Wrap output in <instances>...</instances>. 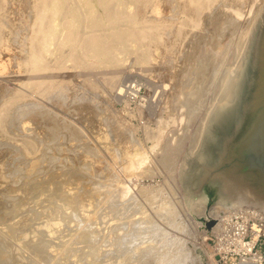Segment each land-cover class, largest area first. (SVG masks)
Returning <instances> with one entry per match:
<instances>
[{
	"label": "bare ground",
	"instance_id": "obj_1",
	"mask_svg": "<svg viewBox=\"0 0 264 264\" xmlns=\"http://www.w3.org/2000/svg\"><path fill=\"white\" fill-rule=\"evenodd\" d=\"M149 0H0V223L3 224V231H4V235L1 234L0 235V264H10L13 263L11 258V252L10 251V246H8V242L11 243L12 240L11 238L14 237L16 235V237L18 238L17 234H19V232H22V227L24 228V223L28 220L25 221L24 217H21L20 219L14 220L16 217L18 218L20 214L23 213V211L21 210L22 207H25L24 204L31 198L33 201L35 202L37 205V207H39L40 209H46L47 211H45L46 213V218L47 219H42L40 216L37 215V218H33V220L38 219L39 217L43 220V222L45 221L44 224V230L46 231L45 235L48 236V238L50 237L48 235L47 232H51L53 233V225L56 221V218L54 215H56V213L53 215L52 210L55 209L54 208V203L53 201H57L60 200L63 202V205L67 206L70 205L71 203H80V202H85L86 200L93 199L94 201L96 200H100L102 199L103 201V195L102 193L106 190H108V188H110L112 186L109 185L110 187H106L105 184H107V182H102L99 180H95V178H93V182H91V178L90 180H87V183L89 181V183H85V181H81L82 184V188L80 189H76V193H72L73 196H70L68 194H63L61 192V189H65V187L61 188L62 186H66L68 185L66 183V185H59L58 182L60 181H56L58 180L56 178V176L60 175L61 177V181L62 179V174L64 173H59L56 175L57 171H54V169L59 170L60 168H62L64 166V168L66 167L65 165L68 164L67 166H70L71 163V158L72 161H76L75 163H73V166L75 167L74 169V177L76 175V169L79 171L80 170H85L87 168V166L85 165V161L84 159L82 160L81 158H83L80 154H82V150L84 152V148L86 146V144L83 142V145L85 144V146L81 145L84 147H82L81 152L79 153V150H76L77 148H79L78 146H75L76 144L78 145L79 143H77V139L78 138H83L80 137L81 136V132L79 130H77L78 132H80L79 137L77 136V134L74 132H72L74 135H70L69 131L67 129H69V127L66 128V126L62 127L60 125H62L63 123H61V120L59 121L61 124L58 126L57 122L56 125L54 124L52 119H57V115L56 117L51 116V111H50V107H52V105H54L55 103L59 104V105H64V94H62V89H57L58 87L56 85V83L60 82H65V78L69 79L70 77H77L80 76V71L77 69H81L84 68V66H91L92 67H102L101 69L103 70L105 67H117L123 62L125 61L124 59V55L127 53V55H129L128 52L130 51H134L133 53L136 54V62L140 63V64H144L148 63L151 59V55L148 54L145 49H141L140 45V41H142L143 39H146L147 37H149V42L151 44L152 41H150V36L153 37V35L155 36V34H159L160 31H158L157 29H161V27L163 26V30L164 29V25L165 23L163 21H166L167 18L170 17V15H168L170 13V11L168 12V16L169 17H165L167 15H164V18H166L165 20L161 19L162 17L160 16L162 13L161 11H159V7L155 8L158 5H162L163 7H161L162 9H166V7H169L170 5L175 6L174 11H178V13H183L186 15L187 21H182L180 24L178 25L175 20L173 19V17L171 20H173V22L170 23H174L176 24L173 25V29L174 26L175 28L177 27V30H175V36L177 39L180 38V34L182 33V31L184 30L185 25L188 26L187 27V32H185L184 34V38L186 39L187 37H190V41L187 43L189 44V47L191 48V50L193 51V53L196 52V50H198L197 48H202V50L208 51L209 54H204V57H202L203 59L200 61H197V65H196V61L194 60L193 62H195V66L192 67V70L194 68H196V70H194L192 72V84L190 83L189 86H187L186 84H182V82L178 76V73H175V70L173 71H165L167 68L166 67H162L158 69L162 74H168L167 76H169V78L172 80L171 82L168 83H161V79L159 82L160 85L158 84V86L160 87V90H158V94L159 96H167L166 95V91L171 90L170 91V96L171 93L175 91V89L180 88V91L178 90V93L181 95V97L179 98V109L182 106H186L185 110L186 112H183L184 115L187 117L189 115V112H195L193 110V108L195 106H201L204 103V101H206L205 97H206V93H208V91L210 92V96L208 94V97L210 98L208 101V106L207 108L205 107L206 111H204L202 118L205 119L206 114H208L210 112V110L212 109V107L215 105L214 110L211 112V115L213 114V117L218 116L217 114H219L221 117V122L224 118H226V116H238L237 117V121L235 122V125L237 126V129L235 130L234 133L232 134H228L227 136L225 135V137L223 138L218 151H217V155L219 156L220 153L223 151V149L227 146V144L230 142V140L234 137V135L237 133V131L239 130L241 124H242V120H243V115H244V110H245V105H246V101H247V96H248V91H249V86H250V81H251V76H252V71H253V66H254V60H255V55H256V50H257V45H258V39H259V34H260V29H261V24H262V18H263V13H264V0L260 1V4L258 5H254L255 3H259L255 2V0H150V2H148ZM257 1V0H256ZM255 2V3H254ZM147 3H151L150 5L147 6ZM251 4V5H249ZM124 5H144V7H146L150 12V7L151 5H156L153 9L154 14L159 17L161 19V22L158 21L159 18L155 17L154 19H152L153 15H151L150 13V23L146 25V23L144 24V26L137 28L136 25V15H138L139 13H135V17H134V11L131 8H125L124 10H121V6ZM115 6V7H114ZM150 6V7H149ZM152 6V7H153ZM171 6V7H173ZM123 7V8H124ZM144 7H142L144 9ZM136 8V7H135ZM141 8V9H142ZM159 8V9H158ZM138 9V8H137ZM135 9V10H137ZM140 9V7H139ZM146 9V10H147ZM152 9V11H153ZM161 9V10H162ZM173 9V8H172ZM170 9V10H172ZM144 11V10H142ZM163 11V10H162ZM168 11V10H167ZM166 11V12H167ZM145 12V11H144ZM143 12V18L142 16L139 18L140 20L146 21V15ZM161 13V14H160ZM172 13V12H171ZM177 13V12H176ZM142 14V13H141ZM164 14V13H163ZM162 14V15H163ZM174 14V13H172ZM149 17V16H148ZM170 17V18H171ZM169 18V19H170ZM185 18V19H186ZM138 19V20H139ZM152 19V20H151ZM157 20V21H156ZM163 20V21H162ZM178 20V18L176 19ZM152 21V23H151ZM156 21V22H154ZM170 21V20H169ZM166 22L167 25H169L170 23ZM179 21V20H178ZM160 22V23H159ZM187 22V23H186ZM179 23V22H178ZM164 24V25H162ZM165 25V27L167 26ZM171 25V24H170ZM106 28H103V27ZM172 26V25H171ZM171 28V27H170ZM170 28L168 29V31L170 30ZM107 30L106 32H100L101 30ZM167 29V28H166ZM171 28V32H169V36L173 30ZM157 30V33H155L154 31ZM174 31V30H173ZM155 33V34H154ZM164 33L163 32H160ZM166 33V32H165ZM163 34L168 36L167 34ZM168 33V32H167ZM183 34V33H182ZM162 35V37H164ZM168 36V37H169ZM174 36V35H173ZM158 36H155V38H157ZM168 37L167 40H168ZM155 38H152V40H154V43L156 44L157 41L155 40ZM171 38H175V37H171ZM158 39V38H157ZM161 39V37H160ZM188 39V38H187ZM186 39V40H187ZM163 41V39H161ZM182 40V39H181ZM139 41V42H138ZM172 41V40H171ZM178 41V40H177ZM176 41V42H177ZM148 42V41H147ZM147 42H143V43H147ZM164 42V41H163ZM162 42V43H163ZM167 42V41H166ZM187 42V41H184ZM182 42V43H184ZM153 43V45H154ZM160 43V42H159ZM172 43V42H171ZM142 44V43H141ZM149 44V43H147ZM161 44V43H160ZM175 44V42H174ZM178 44V43H177ZM176 44V45H177ZM158 45V43H157ZM171 45V44H170ZM175 45V46H176ZM181 45V44H179ZM184 45V44H183ZM148 46V45H147ZM146 46V47H147ZM151 46V45H149ZM169 46V44H168ZM131 47V48H130ZM153 46H151L152 48ZM166 47H167V43H166ZM173 47V46H172ZM186 47V46H185ZM145 48V46H144ZM154 48V47H153ZM159 48V45L158 47ZM162 48V47H160ZM159 48V49H160ZM170 48V46H169ZM168 48V49H169ZM180 48V47H178ZM172 49V48H171ZM170 49V51H171ZM184 49V48H183ZM182 49V50H183ZM162 50V49H161ZM174 50V49H173ZM201 50V51H202ZM150 51V50H149ZM153 51V49H152ZM163 51V50H162ZM178 51V50H177ZM176 51V52H177ZM186 51V50H185ZM204 51V52H205ZM212 51L214 53H216L215 55H217L218 53L223 57H220L218 59H216L217 61L220 59L219 62H215L212 57V55H210V52L212 53ZM160 52V51H159ZM151 53V51H150ZM173 53V52H172ZM201 53V52H200ZM154 54V53H152ZM160 54V53H159ZM161 54H165L166 53H161ZM170 54V53H169ZM179 54V53H178ZM182 54V53H181ZM189 54V53H188ZM192 54V52H191ZM196 54V53H195ZM134 55V54H133ZM173 55V54H172ZM186 55V54H185ZM194 55V54H193ZM132 56V55H131ZM159 57H161L160 55H158ZM163 56V55H162ZM163 56V58H164ZM179 56V55H178ZM196 56V55H195ZM158 57V58H159ZM171 57V56H170ZM181 56H179L180 58ZM188 57V56H187ZM192 57V55H191ZM201 57V56H200ZM156 58V57H155ZM162 58V59H163ZM166 58V57H165ZM164 58V59H165ZM167 58L168 55H167ZM177 58L178 60H181ZM184 58V57H183ZM217 58V57H216ZM134 59V57H133ZM161 59V58H160ZM160 59H157L160 61ZM170 61L172 62V59L169 58ZM193 59V58H192ZM127 60V59H126ZM68 61H70V65H68ZM134 61V60H131ZM150 61V62H151ZM168 61V59L166 60V62ZM177 61V60H175ZM183 61V59H182ZM190 61V60H189ZM214 61V62H213ZM134 61V63H136ZM150 62L148 63L150 66ZM165 60L164 62L162 61L163 64H167ZM169 65H173L174 63H171ZM187 61H185V65ZM191 62V61H190ZM130 63V61H129ZM158 63V62H157ZM161 63V61H160ZM161 63V64H162ZM178 63V62H176ZM175 63V64H176ZM181 63V61L179 62ZM189 63V62H188ZM133 64V63H132ZM152 64V63H151ZM154 64V62H153ZM152 64V65H153ZM162 64V65H163ZM182 64V63H181ZM191 64V63H190ZM216 64V65H215ZM122 65V64H121ZM156 65V63H155ZM159 65V64H158ZM168 65V66H169ZM179 65V64H178ZM184 65V64H183ZM124 66V65H123ZM71 68L70 70H68L67 68ZM142 67V66H141ZM145 66H143L144 68ZM154 67V66H152ZM152 67L150 66V69H152ZM156 67V70H157ZM179 67V66H178ZM90 68V67H89ZM88 68V69H89ZM90 68V69H91ZM97 68L95 69V79H97V73L99 74V72L101 73V71H97ZM124 68V67H123ZM129 68V67H127ZM171 68V66L169 67V69ZM176 68V67H175ZM174 68V69H175ZM181 68V66H180ZM188 68V67H187ZM186 68V70H187ZM89 69V70H90ZM111 70L113 68H110ZM116 69V68H115ZM121 69V68H119ZM149 69V71H150ZM173 69V66H172ZM86 70V69H85ZM94 70V71H95ZM110 70V71H111ZM118 70V69H117ZM114 70V71H117ZM133 70V69H132ZM148 70V68L146 69V71ZM184 70V68H183ZM182 70V71H183ZM191 68L189 69L190 72ZM191 70V71H192ZM83 71V69L81 70ZM93 71L90 70L89 73ZM93 71V72H94ZM105 71H108L107 69H105ZM122 71V69H121ZM124 71V70H123ZM153 71V70H152ZM155 71V70H154ZM179 71V70H178ZM181 71V72H182ZM69 72V74H68ZM79 72V73H78ZM104 72V71H103ZM103 72L101 74H103ZM120 72V71H118ZM127 72V71H126ZM151 72V71H150ZM157 72V71H156ZM155 72V73H156ZM168 72V73H167ZM180 72V71H179ZM187 72V71H186ZM86 73V72H85ZM106 73V72H105ZM109 73V72H108ZM106 73V76L107 74ZM115 73V72H114ZM145 73V72H144ZM158 73V72H157ZM183 73V72H182ZM84 74V73H83ZM82 74V75H83ZM94 74V73H93ZM101 74H99V76L101 77L100 80L105 77V75H103V77L101 76ZM146 74V73H145ZM154 74V72H153ZM92 75L91 73L89 74V76ZM119 74H115L113 75V78H115V80L119 79L120 77L118 76ZM121 75H123L121 73ZM120 75V76H121ZM159 75V74H158ZM182 75V74H181ZM191 75V73H190ZM70 76V77H68ZM88 76V73H87ZM86 78L85 81L87 80H91ZM94 76V75H92ZM90 78H93V77ZM109 76V74H108ZM107 76V77H108ZM149 76V75H148ZM151 76V73H150ZM163 76V75H162ZM184 76V75H183ZM125 77V76H124ZM177 77V79H176ZM106 78V77H105ZM102 79V80H105ZM158 78V77H156ZM166 78V77H165ZM175 78V79H174ZM184 78V77H183ZM76 79V78H75ZM79 79V78H78ZM84 79V78H82ZM95 79L93 78L92 80L95 81ZM99 79V78H98ZM111 79V78H110ZM109 79V80H110ZM152 79V78H150ZM164 79V78H163ZM174 79V81H173ZM190 79V76H189ZM81 80V78L79 79ZM91 80V81H92ZM107 80V78H106ZM105 80V81H106ZM108 80V81H109ZM113 80V79H112ZM112 80H110V85L112 86ZM114 80V81H115ZM121 80V79H120ZM148 83H150L151 80H149V78L147 79ZM72 82H74L71 79ZM84 83H88L85 82ZM90 81V82H91ZM97 81V80H96ZM95 81V82H96ZM119 81V80H118ZM167 81V80H166ZM169 81V80H168ZM83 82V80H82ZM95 82H93L95 84ZM104 81H102L101 83H103ZM154 82V80L152 81ZM156 82V80H155ZM164 82V81H163ZM184 82H185V78H184ZM66 83V82H65ZM76 83V82H75ZM78 83L81 82H77ZM108 83V82H106ZM115 83V82H114ZM113 83V84H114ZM118 83V82H117ZM120 83V82H119ZM187 83V82H186ZM68 84V83H66ZM89 84V83H88ZM87 84V85H88ZM104 84V83H103ZM103 84L101 85L99 82L100 87H103ZM108 84V85H109ZM123 84V83H121ZM135 83H133L134 85ZM147 84V83H146ZM188 84V83H187ZM65 85V84H64ZM76 85V84H74ZM73 85V86H74ZM107 85V84H105ZM118 85V84H117ZM124 85V84H123ZM121 85V86H123ZM155 85V83H154ZM59 86V85H58ZM61 86V85H60ZM72 86V85H71ZM93 85H91V88ZM97 86V84H96ZM111 86H105L104 88L106 89L109 88L112 90ZM137 86V85H136ZM152 86V85H150ZM157 86V83H156ZM65 87V86H64ZM70 86H68L69 88ZM76 87V86H75ZM73 87V88H75ZM81 87V86H79ZM78 87V88H79ZM99 87V88H100ZM126 87V86H125ZM128 87L130 88V84L128 85ZM66 88V87H65ZM72 88V89H73ZM89 88V87H87ZM97 87V90L99 89ZM100 88V89H101ZM103 88V89H104ZM116 88V86H115ZM120 88V86H119ZM123 88V87H122ZM128 88V90H129ZM134 88V86H133ZM153 88V87H151ZM64 89V88H63ZM71 89V88H70ZM77 89V88H76ZM80 89V88H79ZM96 89V88H95ZM107 89V94L110 92V90ZM118 89V88H117ZM157 89V88H156ZM209 89V90H208ZM244 89L245 94H244ZM84 90V89H83ZM91 90V89H90ZM95 90V91H97ZM121 91V88L118 89ZM135 90V89H134ZM133 90V92H134ZM151 90V89H150ZM153 90H155L153 88ZM174 90V91H173ZM207 90V91H206ZM64 92L66 90H63ZM69 91V89H68ZM88 91V90H87ZM99 91V90H98ZM102 91V89H101ZM115 91V90H114ZM122 91L125 92V90L122 89ZM77 92V91H76ZM75 92V93H76ZM112 92V91H111ZM119 92V91H118ZM148 92V91H147ZM152 92V91H151ZM176 92V91H175ZM69 92H67V95L70 96L71 99V95L68 94ZM81 93V92H80ZM90 93H94V92H90ZM102 93V92H101ZM114 93V92H113ZM121 92L116 94H119L120 96H122V94H120ZM177 93L178 96H180ZM73 94V93H72ZM87 94V93H86ZM106 94V95H107ZM244 94V95H243ZM85 95V94H84ZM91 95V94H90ZM100 95V93H99ZM115 95V93H114ZM155 95V94H154ZM169 95V94H168ZM176 95V94H175ZM73 96V95H72ZM75 96V95H74ZM93 97V95H91ZM96 96V95H95ZM105 96V95H103ZM111 96V95H109ZM66 97V96H65ZM77 97V96H76ZM83 97V96H82ZM98 96H96L97 98ZM102 97V96H101ZM108 95L106 96L107 99ZM113 97V96H111ZM110 97V98H111ZM118 97V96H117ZM116 97V98H117ZM158 97V95H157ZM207 97V98H208ZM69 98V97H67ZM78 98V97H77ZM100 98V97H99ZM151 98V97H150ZM167 98V97H166ZM75 99V97H74ZM98 99V98H97ZM103 99H105L103 97ZM115 99V97H114ZM118 99V98H117ZM126 99V98H125ZM153 99V97H152ZM155 99H159L155 97ZM154 99V101H155ZM170 99V98H169ZM168 99V100H169ZM181 99V100H180ZM66 100V99H65ZM72 100V99H71ZM93 100V99H92ZM102 100V99H100ZM109 100V98L107 99ZM112 100V98H111ZM110 100V101H111ZM121 100V99H120ZM160 100V99H159ZM164 100V99H163ZM167 100V102H169ZM69 101V100H68ZM74 101V100H73ZM77 101V100H76ZM75 102V101H74ZM85 102V101H84ZM88 102V101H87ZM95 102V101H94ZM101 102V101H100ZM109 101H107L108 103ZM117 102V101H116ZM149 102H151V99L149 100ZM156 102V101H155ZM161 102V101H160ZM164 102V101H163ZM162 102V103H163ZM166 102V101H165ZM73 103V102H72ZM82 103V102H81ZM106 103V104H107ZM125 103V102H124ZM67 104V103H66ZM76 104V103H75ZM91 104V103H90ZM99 104V103H98ZM102 104V103H101ZM104 104V103H103ZM112 104V103H111ZM171 104V103H170ZM68 105V104H67ZM80 105V104H79ZM164 105V104H163ZM172 105V104H171ZM62 106V107H64ZM72 106V105H71ZM86 106V105H85ZM95 106V105H94ZM93 106V107H94ZM99 106V105H98ZM103 106V105H102ZM68 107V106H67ZM78 107V106H77ZM87 107V106H86ZM91 107V105H90ZM105 107V104H104ZM110 107V106H109ZM147 107V106H146ZM163 107V106H161ZM160 107V108H161ZM181 107V108H182ZM66 108V106H65ZM64 108V109H65ZM82 108V107H81ZM80 108V109H81ZM84 108V107H83ZM74 109H75V105H74ZM79 109V108H77ZM89 109V108H88ZM105 109V108H104ZM109 109V108H108ZM204 109V108H203ZM216 109V110H215ZM52 110V109H51ZM55 111V109H53ZM52 110V111H53ZM57 110V108H56ZM61 110V109H60ZM69 110V109H68ZM67 110V112H68ZM86 108H84L83 111H85ZM91 110V109H90ZM165 110V109H164ZM63 111V110H62ZM66 111V110H65ZM64 111V113H66ZM92 111V110H91ZM101 111V110H100ZM106 111H107V106H106ZM105 111V112H106ZM109 111V110H108ZM60 112V111H59ZM78 112V111H77ZM81 112V110H80ZM88 112V111H87ZM93 112V111H92ZM103 112V111H102ZM111 112V111H110ZM162 112V111H161ZM53 113V112H52ZM56 113H58V111H56ZM70 113V112H69ZM79 113V112H78ZM73 113L71 112V115ZM88 115L90 113H85V115ZM95 114V112L93 113V115ZM105 114V113H104ZM196 114V113H195ZM237 114V115H236ZM63 114H61L60 116H62ZM67 115V114H66ZM76 115V114H75ZM84 115V114H81ZM109 115V113H108ZM68 116V115H67ZM91 115H89L90 117ZM183 116V115H182ZM194 116V115H193ZM92 117V116H91ZM96 117V116H95ZM112 117V116H111ZM63 118V117H62ZM73 118V117H72ZM80 118V117H79ZM78 118V119H79ZM88 118V117H87ZM180 118V117H179ZM182 118V117H181ZM199 122V124L202 123V119ZM75 119H77L75 117ZM74 119V120H75ZM78 119L76 121H78ZM118 119V118H117ZM116 118H109V120L107 121L108 125L111 126V129H114V131L116 133L120 132V129H123V126L127 123L123 125L122 124V118L120 120H117ZM63 120H69L64 119ZM72 119H70L71 121ZM81 121L83 119H80ZM87 120V119H86ZM91 120V119H90ZM95 120V119H94ZM107 120V119H106ZM180 120V119H179ZM178 120V121H179ZM240 120V121H239ZM58 121V120H57ZM68 121V122H70ZM85 121V120H84ZM83 121V122H84ZM93 121V120H92ZM177 121V122H178ZM63 122V121H62ZM87 122V121H86ZM180 122V121H179ZM182 122V121H181ZM220 122V125H222ZM71 123V122H70ZM69 123V124H70ZM79 123V121H78ZM94 123V122H93ZM160 123V122H159ZM68 124V123H66ZM85 124V123H83ZM80 124V125H83ZM101 124V123H100ZM78 125V124H77ZM76 125V126H77ZM90 126V124H88ZM130 125V124H129ZM71 126H75V122L74 125L72 124ZM96 126V125H95ZM198 126V125H197ZM201 126L197 127L194 131L195 136H201L199 134H201ZM239 126V128H238ZM87 127V126H86ZM90 127H94V126H90ZM178 127V124H177ZM180 127V126H179ZM178 127V128H179ZM64 128H66L65 130L68 131V137L73 136L72 139H75L76 141L74 142V148L72 141L70 138H67V140H63L61 138L65 137H60L62 135V133H65L63 130ZM83 128H85V126H83ZM100 128V126H99ZM124 127V130L125 131ZM177 128V129H178ZM203 128V127H202ZM73 129V128H72ZM81 129V128H80ZM89 129V128H88ZM95 129V128H93ZM102 129V128H101ZM100 129V130H101ZM104 129V128H103ZM127 131L129 132L131 130L126 128ZM162 129V128H161ZM182 129V128H181ZM199 129V130H198ZM220 129V128H219ZM106 130V129H105ZM172 129L171 131L176 134L175 130ZM218 130V129H217ZM71 131V130H70ZM87 131V130H86ZM90 131V130H89ZM96 130H94L95 132ZM133 131V130H131ZM177 131V130H176ZM101 132V131H100ZM113 132V130H112ZM114 132V133H115ZM128 132L125 133V135H128ZM158 132V131H157ZM71 133V134H72ZM84 133V134H83ZM86 132H82L83 135H85ZM98 133V132H97ZM103 133V132H102ZM124 133V132H122ZM161 130L159 131L158 135H154V140L152 142V146L150 147V150H153L159 142V139L162 137H160ZM193 133V135H194ZM219 133V132H218ZM67 134V132H66ZM66 134L64 136H66ZM105 134V133H104ZM110 134V133H108ZM113 134V133H112ZM111 134V135H112ZM169 134V132H168ZM167 134V136H169ZM174 134L172 135V139L174 138L173 136H175ZM98 135V134H95ZM120 135V134H119ZM130 135V132H129ZM128 135V136H129ZM171 135L170 138H167L164 142H162L161 148L160 150L163 151V156H160L159 158H165L167 157L166 155H170L169 157L174 159L175 156H177L176 154H178L179 152V147H181V143L183 142V138L182 137H178L175 136V140L173 139V141L171 140ZM87 136V134L85 135ZM91 136V135H90ZM109 136V135H107ZM122 136V135H121ZM131 136V135H130ZM194 136V137H195ZM67 137V136H66ZM89 137V135H88ZM96 137V136H95ZM112 137V136H110ZM109 137V138H110ZM150 137V136H149ZM166 137V136H165ZM229 137V138H227ZM231 137V138H230ZM58 138H60L61 140H63V143H60L58 140ZM93 138V136H92ZM102 138V137H101ZM106 138V137H105ZM117 138V136H116ZM127 138V137H125ZM131 138V137H129ZM127 138V139H129ZM133 138V137H132ZM135 138V137H134ZM199 139V137H197ZM195 137V140L197 139ZM71 142H70V140ZM88 139L87 137H85V140ZM95 139V138H94ZM104 140V138H102ZM114 139V137L112 138ZM123 139V137H122ZM197 139V140H198ZM214 139H218V136H215ZM69 140V144L68 143ZM90 140V137H89ZM93 140V139H92ZM100 140V139H99ZM106 140V139H105ZM119 140V138H118ZM125 140V139H124ZM132 140V139H129ZM164 140V139H163ZM88 141V140H86ZM112 141V140H111ZM123 141V140H122ZM134 141V140H133ZM199 141V140H198ZM56 142V144H55ZM62 142V141H61ZM98 142V141H97ZM109 142V141H108ZM113 142V141H112ZM111 142V143H112ZM124 142V141H123ZM128 142V141H127ZM125 142V144L127 143ZM197 143V141H195ZM76 143V144H75ZM90 147L92 146L90 141L88 142ZM94 143V142H93ZM92 143V144H93ZM96 143V141H95ZM164 143V144H163ZM196 143H195V147H196ZM67 144V145H66ZM100 144H105V143H98ZM107 144V143H106ZM124 144V145H125ZM183 144V143H182ZM70 145V146H69ZM96 145V144H95ZM97 145L96 147H101ZM118 145V144H117ZM123 145V146H124ZM94 146V145H93ZM112 146V145H111ZM121 146V145H120ZM89 146L86 147V149ZM88 149H91V148ZM95 146L93 147L96 148ZM115 147V145H114ZM122 147V146H121ZM92 149V150H93ZM100 148H97V150H99ZM113 149V148H112ZM111 149V150H112ZM116 149V148H115ZM195 149V148H194ZM102 150V149H100ZM108 150V149H107ZM106 150V151H107ZM120 150V149H119ZM155 150V149H154ZM78 151V152H77ZM118 151V150H117ZM134 159H132L128 154H126L123 157H126L123 160H126L127 165H124L125 170H127L129 173L130 171H132L135 168H138V165L144 163L145 158H147V152L145 153L143 151H138L137 148H135L134 150ZM86 152V151H85ZM84 152V153H85ZM94 152V150H93ZM109 152V151H108ZM116 152V150H115ZM119 152V151H118ZM154 152V151H153ZM71 154V158L70 160L67 161L68 157L67 155ZM95 153V152H94ZM93 153V154H94ZM97 153V152H96ZM104 153V152H102ZM152 153V152H151ZM162 153V152H161ZM193 153V152H192ZM191 153V154H192ZM87 154V153H86ZM99 154V153H98ZM101 154V153H100ZM99 154V155H100ZM115 154V153H114ZM122 154V153H120ZM125 154V153H124ZM153 154V153H152ZM212 154V153H211ZM83 155V154H82ZM88 155V154H87ZM117 155V154H116ZM201 155V154H200ZM91 156V155H90ZM93 156V155H92ZM104 156V155H103ZM109 156V155H108ZM115 156V155H113ZM120 156V155H119ZM154 156V155H153ZM210 154L209 152L203 153L201 155V157H199V159L203 160L200 167L198 168L200 170V173L202 174V169H205L206 175L208 174V176L206 177V181L208 182L207 184L210 185L213 180H214V174H211L210 169L211 167L207 166L206 163H209L213 158L210 159ZM118 157V156H116ZM168 157V158H169ZM90 158V157H89ZM98 159L102 158V156L100 155V157L97 156ZM218 158V157H217ZM103 159V158H102ZM110 159H114V158H110ZM148 159V158H147ZM166 159V158H165ZM171 159V160H172ZM87 160V159H86ZM96 160V159H95ZM157 160V159H156ZM71 161V162H72ZM89 161V160H88ZM94 161V160H93ZM121 161V160H119ZM160 161V160H159ZM163 161V160H162ZM96 162V161H95ZM100 162V161H99ZM166 162V161H165ZM172 162V161H171ZM171 162L168 161V163L170 164ZM89 163V162H87ZM124 163V162H123ZM91 164V163H90ZM88 164V166H92ZM93 164V163H92ZM173 164V162H172ZM98 164L93 165L92 167L96 166ZM104 165V164H103ZM123 165V164H122ZM203 165V167H202ZM101 166V165H100ZM107 166V165H106ZM168 166V165H167ZM171 166V165H169ZM86 167V168H85ZM97 167V166H96ZM172 167V166H171ZM170 167V168H171ZM69 167H66V170ZM71 168V167H70ZM98 168V167H97ZM102 168H105L104 166H101L100 170H103ZM122 168V167H121ZM89 170L91 169L90 167L88 168ZM95 169V167L93 168ZM119 169V168H118ZM73 170V169H72ZM105 170V169H104ZM113 170V169H112ZM171 170V169H170ZM68 171V170H67ZM86 171V170H85ZM84 171V172H85ZM107 171V170H106ZM135 171V170H134ZM63 172V171H61ZM70 172V170H69ZM96 172V169H95ZM103 172V171H102ZM101 172V174H102ZM123 172V171H122ZM72 173V171L70 172ZM92 173V172H91ZM109 172H107L108 174ZM126 173V176L128 175ZM199 173V172H198ZM210 173V174H209ZM83 174V172H82ZM80 172V175H82ZM85 174H90L89 172H85ZM94 174V173H93ZM95 174H98L95 173ZM104 174V173H103ZM120 174V173H119ZM125 174V173H124ZM65 175V174H64ZM73 176V174H71ZM70 175V176H71ZM84 175V174H83ZM82 175V176H83ZM113 175V174H112ZM184 175L188 176V172L186 171V173ZM79 176V175H78ZM76 176V178L78 177ZM85 176H89V175H85ZM200 176V175H199ZM202 176V175H201ZM67 177V175H66ZM73 177V178H74ZM100 177V176H98ZM97 177V178H98ZM113 177V176H112ZM59 178V177H58ZM65 178V177H64ZM204 178V177H202ZM201 178V180H203ZM60 179V178H59ZM66 179V178H65ZM88 179V178H87ZM115 180L117 178H114ZM127 179V178H126ZM130 179V178H129ZM75 180V179H74ZM78 180V179H77ZM113 180V179H112ZM76 181V180H75ZM80 181V179H79ZM78 181V182H79ZM118 181V180H117ZM124 181V180H122ZM215 181V180H214ZM63 182H66V180H64ZM62 182V184H63ZM111 182V181H110ZM75 183V182H74ZM120 183V182H119ZM118 183V184H119ZM122 183V182H121ZM61 184V183H60ZM65 184V183H64ZM85 184L87 186H85ZM115 185V181L113 183ZM117 184V185H118ZM126 183H122L120 187V190L118 191L117 189H114L115 191L117 190L119 192V195L115 194V198L121 197V199L125 198L127 195L131 196V200H135L133 197V195L130 194V187L125 185ZM74 185H72L71 188H73ZM77 186V185H76ZM75 186V187H76ZM68 188V187H67ZM113 188V187H111ZM117 188V187H116ZM143 187H141V190ZM145 188V187H144ZM162 188V187H161ZM168 188V187H167ZM174 188V187H173ZM138 189V188H137ZM70 190V189H68ZM75 190V189H74ZM149 190V189H148ZM161 190V189H160ZM63 191V190H62ZM72 191V190H71ZM110 192V189L108 190ZM114 191V192H115ZM116 191V192H117ZM176 191V190H175ZM107 192V191H106ZM112 192V191H111ZM147 192V191H146ZM153 192V191H152ZM155 192V191H154ZM164 193V192H163ZM203 192L201 191H197V194H202ZM71 194V195H72ZM113 194L114 193H110V197L111 199H113ZM140 194V193H139ZM148 194V193H147ZM154 193L152 194H148V195H152L153 196ZM157 194V193H155ZM154 194V195H155ZM216 194V193H215ZM109 195V194H108ZM136 195V194H135ZM166 195L169 196V194L167 193ZM178 195V194H177ZM129 196V197H130ZM109 197V196H107ZM105 197V198H107ZM167 197V196H166ZM30 199V200H31ZM110 198L108 200H111ZM120 199V200H121ZM138 199V198H137ZM105 200V199H104ZM130 200V199H128ZM127 200V201H128ZM107 201V200H106ZM199 202H201V200H198ZM31 202V203H32ZM71 202V203H70ZM97 202V201H96ZM99 202V201H98ZM97 202V203H98ZM105 202V201H104ZM113 202V201H112ZM111 202V203H112ZM120 202V201H119ZM118 202V204H119ZM122 202V200H121ZM120 202V203H121ZM129 203L131 201H128ZM81 203V204H82ZM107 203V202H105ZM123 203V202H122ZM125 203V202H124ZM135 203V202H134ZM168 203V202H167ZM61 203L58 204V206ZM86 204H90L89 202H87ZM96 204V203H95ZM94 204V205H95ZM104 204V203H103ZM115 204V203H113ZM117 204V205H118ZM133 204V202H132ZM136 204V203H135ZM134 204V205H135ZM177 204V202H176ZM27 205V204H26ZM72 205V204H71ZM70 205V206H71ZM76 205V204H75ZM74 205V206H75ZM80 205V204H79ZM102 205V204H101ZM115 204V206H117ZM153 205V204H152ZM164 204H162L163 206ZM30 206V203L29 205ZM26 206V207H27ZM73 206V205H72ZM72 207V209L75 210L74 213H76L75 215L77 216L76 212L77 208ZM88 206V205H87ZM86 206V207H87ZM100 206V205H99ZM112 206V205H111ZM110 206V207H111ZM121 206V205H120ZM123 206V205H122ZM121 206V207H122ZM128 206V205H127ZM138 206V205H135ZM199 206V205H198ZM216 206V205H215ZM25 207V209H27ZM63 207V206H61ZM82 207V206H81ZM89 207V206H88ZM106 207H108L106 205ZM113 207V206H112ZM120 207V209H121ZM133 207V206H132ZM176 207V206H175ZM202 205H200V210H202ZM36 208V207H35ZM34 208V209H35ZM39 208L37 209L38 212L40 211L42 213V210H39ZM57 208V207H56ZM64 208V207H63ZM69 208V207H68ZM76 208V209H75ZM80 208V207H79ZM85 207H82L81 209L84 210ZM95 208V207H94ZM102 207L98 208L99 210ZM118 208V206L116 207ZM124 208V206H123ZM129 208V207H128ZM165 208V207H164ZM196 208V207H195ZM33 209V210H34ZM60 209V208H59ZM87 209V208H85ZM113 209V208H111ZM215 209V208H214ZM217 209V208H216ZM223 209V208H222ZM234 209V208H233ZM21 210V211H20ZM32 210V206H30L27 209V212ZM35 209V212L37 211ZM63 209H61L62 211ZM80 210V209H79ZM82 210V211H83ZM97 210V209H96ZM95 212H99L96 211ZM126 210V209H124ZM124 210H120V211H124ZM130 210V208H129ZM211 211H216L213 210V208L210 209ZM60 211V212H61ZM64 211L66 212V208L64 209ZM63 211V213H64ZM71 211V210H70ZM69 211V213H70ZM85 211V210H84ZM83 211V212H84ZM105 211V210H104ZM119 211V212H120ZM169 209H164L162 212L164 213V217L168 216ZM21 212V213H19ZM26 212V213H27ZM33 212V211H32ZM38 212H36V214H39ZM59 212V211H58ZM57 212V213H58ZM68 212V210H67ZM73 212V210H72ZM93 212V211H92ZM118 212V213H119ZM202 212V211H201ZM217 212V211H216ZM25 213V211H24ZM34 213V212H33ZM81 213V210L80 212ZM90 213V212H89ZM94 213V212H93ZM93 213L91 215H93ZM115 213V212H114ZM121 213V212H120ZM213 213V212H212ZM61 218L62 213H58ZM65 214V213H64ZM63 214V215H64ZM68 214V213H67ZM65 214L64 216L66 217ZM83 214V213H81ZM80 214V215H81ZM86 214L87 211H86ZM85 214V215H86ZM98 214V213H97ZM111 214V211H110ZM124 214V213H123ZM137 214V213H135ZM217 214V213H216ZM227 214V213H226ZM30 215L31 212H30ZM35 215V213H34ZM33 215V216H34ZM74 215V216H75ZM79 215V214H78ZM79 215V216H80ZM90 215V214H89ZM107 215V214H106ZM22 216V215H21ZM29 217V214L27 215ZM84 216V215H83ZM82 216V217H83ZM87 216V215H86ZM94 216H96L94 214ZM102 216V214H101ZM109 216V215H107ZM115 216V215H114ZM113 216V217H114ZM139 216V215H138ZM35 217V216H34ZM44 217V218H45ZM57 217V216H56ZM70 220L69 221H73L72 220V215H68L67 216ZM85 217V216H84ZM93 217V216H92ZM111 217V216H110ZM136 217V216H135ZM32 217H30L31 219ZM39 218V219H40ZM86 218V217H85ZM90 218V216H89ZM105 218V217H104ZM109 218V217H108ZM129 218V217H128ZM170 218V217H169ZM29 219V221H31ZM58 219V218H57ZM63 219V218H62ZM65 219V218H64ZM67 219V218H66ZM93 219H95V217H93ZM91 218V220H93ZM141 219V218H140ZM61 222V219H58ZM68 220V219H67ZM76 220V218H75ZM74 220V222H76ZM89 219H87L88 221ZM115 220V219H114ZM124 220V219H123ZM132 220V219H131ZM167 220V219H166ZM37 221V220H36ZM35 221V222H36ZM41 221V220H40ZM82 221V220H81ZM80 221V222H81ZM85 221V220H83ZM128 221V220H127ZM169 221V219L167 220ZM42 221L40 222L41 224L43 223ZM57 222V221H56ZM58 222V223H60ZM74 222H72L74 224ZM107 222V221H106ZM139 222V221H136ZM149 222V221H148ZM27 223V222H26ZM29 223V222H28ZM67 223H69L67 221ZM71 223V222H70ZM69 223V224H70ZM71 223V224H72ZM77 223V222H76ZM89 223V222H88ZM124 223V222H123ZM146 223V222H144ZM170 223V222H169ZM38 224V222H37ZM57 224V223H56ZM63 225V223H61ZM60 224V225H61ZM69 224H65L68 225ZM70 224V226H71ZM80 224V223H79ZM78 224V225H79ZM86 224V222H85ZM84 224V225H85ZM131 224V223H130ZM133 224V223H132ZM34 225V224H33ZM43 225V224H42ZM76 225V224H75ZM83 225V224H82ZM90 225V223H89ZM95 225V224H94ZM93 225V226H94ZM143 225V224H142ZM152 225V224H151ZM165 225V224H164ZM56 226V225H55ZM64 226V225H63ZM77 226V225H76ZM80 226V225H79ZM87 225H85L86 227ZM92 226V225H91ZM100 226V225H99ZM109 226V225H108ZM113 226V225H112ZM111 226V227H112ZM122 226V225H121ZM128 226V225H127ZM131 226V225H130ZM134 226V224H133ZM168 226V225H167ZM30 227L31 224H30ZM29 227V228H30ZM75 226H73L74 228ZM82 227V226H81ZM84 227V226H83ZM90 227V226H88ZM97 227V226H96ZM147 228V226H145ZM144 227V228H145ZM152 227V226H151ZM26 228V226H25ZM27 227V229H29ZM37 228H41V227H37ZM43 228V227H42ZM55 228V227H54ZM59 228V227H58ZM62 228V227H61ZM71 228V227H70ZM69 228V229H70ZM93 228V227H92ZM105 227H102L101 230H103ZM113 228V227H112ZM112 228L110 229L112 231ZM118 229L121 227H117ZM134 228V227H133ZM139 228V227H138ZM143 228V229H144ZM31 229V228H30ZM29 229V231H30ZM63 229V228H62ZM72 229V228H71ZM70 229V230H71ZM78 229V228H77ZM76 229V230H77ZM127 229V228H125ZM124 229V231H125ZM156 229V227H155ZM160 229V228H158ZM32 230H37V229H33ZM43 232L42 234H44V230L41 229ZM57 230V229H56ZM61 230V229H59ZM67 229H65L66 231ZM70 230L68 231L70 233ZM109 230V232H111ZM120 230V229H119ZM117 230V231H119ZM146 230V229H145ZM28 231V232H29ZM58 231V230H57ZM64 231V232H65ZM75 231V230H74ZM73 231V232H74ZM87 231V229H86ZM122 231V228H121ZM132 231V230H131ZM149 231V230H148ZM154 231V230H153ZM20 232V233H21ZM36 232V231H35ZM37 232H41L40 230H38ZM36 232V236L37 238H39V236H37ZM62 231V233L64 236L65 235ZM67 232V231H66ZM103 233H105V230L101 231ZM108 232V231H106ZM108 232V233H109ZM115 232V231H113ZM111 232V233H113ZM120 232V231H119ZM128 232V231H125ZM160 232V231H159ZM1 233V232H0ZM25 233V232H22ZM27 233V232H26ZM30 233V232H29ZM61 233V232H59ZM68 233V234H69ZM81 233V232H80ZM84 233V232H83ZM86 233V232H85ZM89 233V231H88ZM100 233V232H97ZM102 233V234H103ZM123 233V232H122ZM162 232H160L161 234ZM41 233H39L40 235ZM72 234V233H71ZM101 234V235H102ZM125 234V233H124ZM124 234H122V236H124ZM128 234V233H127ZM153 234V233H152ZM159 234V235H160ZM27 236L26 234H23L22 236L25 237ZM60 235V234H59ZM88 235V234H87ZM97 236V234H94ZM99 235V234H98ZM100 235V236H101ZM118 236L121 235L117 234ZM131 235V234H130ZM129 235V237H130ZM44 235H42L43 237ZM47 236H44L45 239ZM53 236V234H52ZM58 236V235H56ZM61 236V235H60ZM73 236H77V235H73ZM84 236V235H82ZM90 236V235H89ZM88 236V237H89ZM104 236V235H103ZM113 236V235H112ZM132 236V235H131ZM134 236V235H133ZM142 235H140L141 237ZM28 237V236H27ZM41 237V239L39 238V242L36 240V243H30L31 245H28L31 248V251L33 250L35 253L37 254H48V252L46 253L45 248L47 249V246L50 245L51 246V242L48 243L45 241V239H43ZM68 237V236H67ZM78 239L80 238V236H77ZM77 237H75V240L77 241ZM99 237V236H98ZM117 236H113V239L116 238ZM121 237V236H120ZM136 237V236H135ZM134 237V238H135ZM138 237V236H137ZM152 237V236H151ZM30 238V236H29ZM47 238V239H48ZM51 238V237H50ZM61 238V237H60ZM57 238V239H60ZM69 238V237H68ZM104 238H106V236H104ZM111 240L110 242H112V237L110 236ZM109 238V239H110ZM124 238V237H121ZM127 238V237H126ZM131 238V239H134ZM25 239V238H24ZM52 239L55 241V239L52 237ZM66 239V238H64ZM117 239V238H116ZM145 239L148 238L145 237ZM164 239V238H163ZM11 242H10V241ZM61 240V239H60ZM59 240V241H60ZM67 240V239H66ZM74 240V239H73ZM88 240V239H87ZM96 240V239H94ZM137 240V239H136ZM135 240V241H136ZM142 240V239H141ZM144 240V239H143ZM157 240V239H156ZM31 241V240H27ZM53 241V245H55L56 242H58V244H63V242H65V240L62 242V240L59 241H55L54 243ZM68 241V240H67ZM84 241V240H83ZM103 241V240H102ZM101 241V242H102ZM115 241V239H114ZM146 241V242H147ZM35 242V240H34ZM80 242V241H79ZM89 242V241H88ZM105 242V240H104ZM110 242L108 241V244H110ZM118 242H121L118 240ZM124 242V241H123ZM132 242V241H131ZM134 242V241H133ZM138 244L136 242H134V244L132 243V246L140 245L141 242L137 241ZM143 242V241H142ZM69 243V242H68ZM82 243V242H81ZM80 243V244H81ZM86 243V242H85ZM93 243V242H92ZM114 243V242H113ZM136 243V244H135ZM12 244V243H11ZM10 244V245H11ZM29 244L26 243L25 241V245ZM67 244V243H65ZM64 244V245H65ZM71 244V243H69ZM73 244V241H72ZM77 244V243H76ZM75 244V246H76ZM96 244V243H95ZM94 244V245H95ZM105 244V243H103ZM118 244L117 242L114 244L116 245ZM128 244V243H127ZM145 244V243H143ZM17 245V244H16ZM47 245V246H46ZM57 245V244H56ZM68 245V244H67ZM74 245V244H73ZM88 245V244H86ZM97 245V244H96ZM120 247V251L121 250H125L126 251H122V252H127L128 249L127 247L130 245H121L120 243L118 244ZM152 245V244H151ZM164 245V244H163ZM13 246V245H12ZM24 246V245H23ZM26 245V248L28 247ZM46 246V247H45ZM50 246H48L50 248ZM62 246V245H61ZM66 246V245H65ZM65 246H62L61 249ZM70 246V245H69ZM74 246V247H75ZM81 246V245H79ZM102 246V245H101ZM106 246V245H105ZM103 246V248L105 247ZM112 246V244L110 245ZM110 246H106V247H110ZM149 246V245H148ZM9 247V248H8ZM14 247V246H13ZM60 247V246H58ZM67 247V246H66ZM77 247V246H76ZM85 247V246H83ZM93 247V246H92ZM98 247V245H97ZM115 247V246H114ZM131 247V246H129ZM140 247V246H139ZM138 247V248H139ZM153 247V246H152ZM54 248V247H53ZM56 248V246H55ZM69 248V247H68ZM78 248V247H77ZM113 248V247H112ZM117 248V246L115 247V249ZM132 248V247H131ZM18 249V248H17ZM29 249V248H28ZM27 249V250H28ZM60 249V250H61ZM72 249V248H71ZM86 249V248H85ZM97 249V248H96ZM95 249V250H96ZM101 249V248H100ZM147 249V247H146ZM155 249V248H154ZM161 249V248H160ZM9 250V251H8ZM15 250V249H14ZM65 250V249H63ZM80 250V249H79ZM78 250V252H79ZM83 250V248H82ZM91 250V249H89ZM93 250V249H92ZM98 250V249H97ZM96 250V251H97ZM109 250V248L107 249ZM111 252L112 249L110 248ZM138 250V249H137ZM156 250V249H155ZM162 250V249H161ZM23 251V250H22ZM26 251V250H24ZM29 251V250H28ZM27 251V252H28ZM48 251H50L48 249ZM70 251V249H69ZM81 251V250H80ZM88 251V250H87ZM102 251V250H101ZM105 251V250H103ZM117 251V250H116ZM143 251V250H142ZM153 251V250H152ZM58 252V251H57ZM56 252V253H57ZM62 251L59 252V256L61 257ZM72 252V251H71ZM69 252V253H71ZM110 252V251H109ZM118 252V251H117ZM118 252V253H119ZM130 252V250H129ZM128 252V253H129ZM155 252V251H154ZM159 252V251H158ZM157 252V253H158ZM11 253V254H10ZM21 253V252H20ZM25 253V252H24ZM32 253V252H31ZM76 252H74L75 255ZM83 253V252H81ZM86 253V252H85ZM98 253V252H97ZM96 253V254H97ZM107 253V252H106ZM104 253V254H106ZM16 254V253H14ZM23 254V253H22ZM29 254V253H28ZM27 254V255H28ZM36 254V255H37ZM55 254V253H54ZM67 254V253H66ZM79 254V253H78ZM87 254V253H86ZM94 254V253H93ZM101 254V252H100ZM100 254H97L100 256ZM122 253H119V255ZM141 254V252H140ZM26 255V256H27ZM31 255V254H30ZM29 255V256H30ZM33 255V254H32ZM31 255V256H32ZM65 256V254H63ZM114 255V254H113ZM116 255V254H115ZM118 255V256H119ZM134 255V254H133ZM188 255V254H187ZM16 256V255H15ZM22 256V255H21ZM30 256V257H31ZM121 256V255H120ZM143 256V255H142ZM160 256V255H159ZM186 256V255H185ZM184 256V257H185ZM11 257V258H10ZM29 257V258H30ZM34 257V255H33ZM39 257V256H38ZM54 257V255H53ZM57 257V256H56ZM70 257V256H69ZM77 257V256H76ZM85 257V256H84ZM83 257V258H84ZM98 257V258H99ZM104 257V256H103ZM133 257V256H132ZM131 257L132 262H130V264H146L148 261L144 260H140V258L138 257L137 254L134 255L133 259ZM188 257V256H186ZM24 258V256L22 257ZM32 258V257H31ZM36 258V257H35ZM50 258V256L48 257ZM48 258H46L48 260ZM66 258V257H65ZM79 258L78 260L80 261L81 257H77ZM102 258V257H101ZM106 257H104L105 260ZM110 258V257H109ZM114 262V259H109ZM122 258V257H121ZM146 258V257H145ZM27 259V257H26ZM43 259V256H42ZM88 259V258H87ZM90 259V258H89ZM116 259V258H115ZM125 259V258H123ZM29 260V259H28ZM35 260V259H34ZM36 260H39L38 258ZM52 260V258L50 259ZM48 260V261H50ZM54 260V258H53ZM52 260V262H53ZM61 260V259H60ZM60 260L55 259V264L56 261H58L60 264ZM63 260V258H62ZM61 260V261H62ZM68 260V259H67ZM72 260V259H70ZM74 260V259H73ZM72 260V261H73ZM95 260V259H93ZM103 260V259H102ZM118 257L115 260L114 263L112 264H122L125 263L123 262V260H121V262L118 263ZM128 262L129 260L126 259ZM153 259H151L152 261ZM19 261V260H18ZM41 260H39L40 262ZM78 261V262H79ZM100 262V260H98ZM184 261V260H183ZM28 262V261H27ZM42 262V261H41ZM44 262V261H43ZM77 262L74 261L73 263ZM110 262V261H109ZM109 262H106L104 264H109ZM171 262V261H170ZM186 262V261H185ZM191 262V261H190ZM18 263V262H17ZM23 263V262H22ZM66 264H68V262H65ZM72 263V262H71ZM70 263V264H71ZM92 263V262H91ZM97 263V262H96ZM129 263V262H128ZM126 263V264H128ZM163 263V262H162ZM195 263V262H194ZM20 264V263H19ZM46 264V263H45ZM51 264V263H50ZM53 264V263H52ZM101 264V263H99ZM111 264V263H110ZM198 264V263H195Z\"/></svg>",
	"mask_w": 264,
	"mask_h": 264
},
{
	"label": "rangeland",
	"instance_id": "obj_2",
	"mask_svg": "<svg viewBox=\"0 0 264 264\" xmlns=\"http://www.w3.org/2000/svg\"><path fill=\"white\" fill-rule=\"evenodd\" d=\"M260 1L261 0H259V3H255V2H258V0L256 1L255 0V4L254 5H258V4H260ZM148 2H150V0L148 1ZM151 3H147V5H145V6H147V8H148V5H150ZM249 5H251V4H249ZM121 6V5H120ZM153 5H151V7L149 8L150 9V12H148L149 10L146 8V7H144V5H125V7H124V5H122L120 8H121V10H124L125 8H131L132 10H133V12L134 11H136V12H134V17H135V13H139L138 15H136V17H135V19H136V27L137 28H140V27H142V26H144V24L146 23V25H147V23L149 24L150 23V18H151V16H150V14L151 15H153L154 14V11L156 10H154L153 8L156 6V5H154L153 7H152ZM171 6H173V5H170L169 7H166V9H162L161 7H163L162 5H158V6H156L155 8H157V7H159L158 9H159V11H161V13L163 14H161L160 16L162 17L161 19H163L164 18V15H167L168 14V12L170 11V13L168 14V15H170V17L171 16H173V17H169L168 15L167 16H165L166 18L167 17H169V18H164L163 20H165L166 19V21H163L164 23H165V25H167L168 24V22L167 21H169V23L170 22H173V20H171L172 18L175 20V22L179 25L180 24V22H181V19H182V21L184 20V21H187V18H186V15L185 14H183V13H178V11H174V10H176L175 9V6H173V7H171ZM115 7V6H114ZM124 7V8H123ZM136 7V8H135ZM139 7H140V9H139ZM142 7H144V9L142 8ZM138 8V9H137ZM142 8V9H141ZM173 8V9H172ZM135 9H137V10H135ZM147 9V10H146ZM152 9H153V11H152ZM163 11H162V10ZM170 9H172V10H170ZM142 10H144V11H142ZM168 10V11H167ZM167 11V12H166ZM143 12L145 13V15H146V13H147V19H146V21H145V18H144V21L143 20H140L141 18V16H142V18H143ZM174 13V14H172V13ZM177 12V13H176ZM142 13V14H141ZM150 13V14H149ZM149 16V17H148ZM160 16L159 17H157L155 14L152 16L153 18L152 19H154L155 17H157V18H159L158 19V21H160L161 22V19H160ZM145 17V16H144ZM140 18V19H139ZM178 18V20H176ZM186 18V19H185ZM139 19V20H138ZM151 19V20H152ZM157 21V20H156ZM156 21H154V22H156ZM159 22V23H160ZM166 22H167V24H166ZM175 22L172 24V23H170L169 25H167L166 27H165V25L164 24H162V25H164V29L165 30H163L164 31V33L165 34H167L168 36H169V32H171V28L173 29V25H175L176 26V24H175ZM179 22V23H178ZM151 23H152V21H151ZM162 23V22H161ZM187 23V22H186ZM175 26H174V31L172 30V32L173 33H171L170 34V36L168 37V36H166V35H163L164 33H161L160 34V32H163L162 31V29H163V26L161 27V29H157L158 31H160L159 32V34L157 33V30H155L154 32L155 33H157V34H155V36H158L157 38H155V36L153 35V37H151L150 36V41H152L151 42V44H150V42H149V37H147L146 39H143L142 41H140V45L141 46H143L144 44V46H145V48H144V46L143 47H141V49L143 48V49H145V51L148 53V54H150L151 55V59H152V61L150 62V66L152 67V66H154V67H152V69H150V66H149V62L148 63H145V65L144 64H140V63H137L136 62V54L135 53H133L134 51H130V52H128L129 53V55H127V53L124 55V59H125V61H123L119 66H118V68L117 67H105L103 70L101 69L102 67H96L97 68V71H101V73L103 72V74H101L100 72H99V74H101V76L103 77V75H105V77L107 78V80H106V78L105 77H103L102 79H104L105 78V80H100V76H99V74L97 73V79H95L96 77H95V72H96V68L95 67H92L91 68V66H84V68H81V69H77V70H79L80 71V76H77V77H70V76H68V77H70L69 79H66L65 78V82L66 83H68V84H66L65 82H62V83H60V82H58V83H56V85H55V87L57 86L58 88L57 89H62V94H64V93H66V94H64V102H66V103H64L65 104V106H66V108H65V106L62 104V105H59V104H57V103H55L54 105H52V107H50V111H51V116H53L54 114V116L53 117H56V115H57V119H52L53 120V122H54V124L56 125V122H57V125L59 126L61 123H63L62 125H60V126H62V127H64V126H66V125H68V126H66V128L67 127H69V129H67L68 131H69V134L70 135H74L73 133L75 132H78L77 130H79L80 132L82 131V132H86L85 133V135L87 134V136H85V135H83L82 134V132H81V136L80 137H83V138H78L77 139V141L75 140V139H72L73 138V136H70V137H68V131H66L65 129L66 128H64V130H63V128H62V130L65 132V133H62V134H60V135H62V136H60V137H65V139L64 138H61V139H63L64 141L65 140H67V138H70L71 140H73L72 141V143L73 144H71L70 142H71V140H70V142H69V140H68V143L67 144H69L70 143V145H73V148H74V142L76 141L77 143H79L78 145L76 144L75 146H80L79 148H77L76 150H79V153L81 152V148L83 147V146H85V144H86V146H85V150H84V152H83V150H82V154H80L83 158H81L82 160L84 159L85 161H87V162H89V163H87V162H85V165L87 166V168L84 170L85 172H89L90 174H85V172L83 171V170H80L79 169V171L76 169L75 171H76V175H75V177H74V174L75 173H73L74 172V169H75V167L73 166V163H75L76 161H72V158H71V154L70 155H67V157H68V159H67V161L68 160H70V158H71V161H70V163H71V165L70 166H67L68 164H66L65 166L66 167H69V168H67V170H66V167L64 168V166L62 167V168H60L59 170H55L54 169V171H57V173H56V175L57 174H61V173H64V174H62V181H61V177H60V175H58V176H56V178L58 179V180H56V181H60V182H58L59 183V185H66V183L68 184V185H66V186H62V187H60V189L61 188H63V187H65V189L63 188V189H61V192L63 193V194H68V195H70V196H73V194L74 193H76V189H80V188H82V186H81V184H82V180L83 181H85V183H87V180H90V178H91V182H93V178H95V180L97 179V180H99V181H102V182H107V184H105V186L108 188V187H110L109 185H111V183H112V186L111 187H113V188H108V190L110 189V192L108 191V190H106V191H104L103 193H102V195H103V198L105 199H103V201H102V199H100V200H96V201H94L93 199H88V200H86L85 202H78V203H71L73 206L75 205L76 206V212H78L77 213V216L75 215L76 213H74L75 212V210L74 209H72V205L70 206V205H67V206H65V205H63V202L62 201H60V200H57V201H53V203H54V208L55 209H53L52 210V213H53V215L56 213V215H54L55 216V218H56V221H55V223H54V225H53V230H54V232L53 233H51V232H47L48 233V235L51 237H49L48 238V236L47 235H45V233H46V228L44 227V224H45V221L43 222V220L44 219H47L45 216H46V214H48V213H46L45 211H47L46 209H40L39 207H37V205H35L36 203L35 202H32L33 200L31 199H29L25 204H24V206L26 207L27 205H29V203H30V206H32V210H30V211H28L27 212V209L30 207V206H27L26 208L27 209H25V207H22V211H23V213L22 214H20L19 215V217L17 218H15L14 220H17V219H20L21 217H24L25 218V221L26 220H28V221H26L24 224V228L22 227V232H25V233H22L21 231V233L19 232V234H17V236H18V238L16 237V235L14 236V237H12L11 238V240H12V244L11 243H7L8 244V246H10V251L9 252H11L10 254H11V256H12V258H11V260H12V262L13 263H10V264H55V259L57 260V258H58V260H62V258H63V260L61 261L60 260V264H66L65 262H68V264H70L71 262V264H99V263H101V264H104L105 263V260H106V262H109V264L111 263H114L115 262V260L117 259V257H118V259H119V261H118V263L119 262H121V260H123V262H125V263H122V264H126V263H128V264H130V262H132V260H131V257L133 256L134 257V255L135 254H137L138 255V257L140 258V260H144L145 259V261H148L146 264H195V263H198V264H201V263H204L205 261H208V259L210 260V255H211V240L213 239V236H214V234L216 233V231H217V229H218V227H219V221H220V218L223 216V215H225L226 213H229V212H231V211H233V210H237V209H245V208H251V207H246V206H241V205H236V204H231V203H225V202H220V201H217V197L212 193V195H208L207 193H206V188H207V181H206V177L208 176V174L206 175V177H205V174H206V171H205V169H202V174L200 173V170L198 169L199 167H200V165H201V163H202V159L200 160L199 159V157H201V155L203 154V153H205V155H206V153L207 152H209V154H210V159L211 158H213L209 163H206V165L207 166H209V167H211V169H210V172H211V174H214V172H213V165H214V163H215V161L217 160V157H218V155L216 154L217 153V151H218V148H216V149H213V151H210V145H212L213 143H214V137L215 136H217V134H220V132H219V128H220V122H221V117H219L220 115L219 114H217L218 116H216V117H213V114L211 115V112L214 110V107H215V105L212 107V109L210 110V112L208 113V114H206V116H205V119H203L202 118V115H203V113H204V111H206V109H205V107L207 108V106H208V100L210 99L209 97H208V94H209V96L211 95L210 94V92L208 91V93H206V101H204V103L202 104V107L201 106H195L194 108H193V110L195 111V112H189V115L186 117L185 115H184V113L183 112H186V110H185V107L186 106H181L180 107V109H179V98L181 97V95L178 93V90L180 91V88H177V89H175V91L174 92H172L171 93V96H170V91L171 90H168V91H166V95L167 96H159V94H158V90H160V87L158 86V84L160 85V83L159 82H161V83H168V82H171L172 80L169 78V76H167L166 74H162L160 71H159V69L160 68H162L163 66L164 67H166L167 69L165 70V71H173V70H175V73H180V74H178L179 76V78L180 79H182V80H180L181 82H182V84H186L187 86H189L190 85V83L192 84V82H190V81H192V72L194 71V70H196V68H194L193 70H192V67H194L195 66V62H193L194 60L196 61V65L198 64L197 63V61H201L203 58L202 57H204V54H209L208 53V51H205V50H202V46L200 47V48H197L198 50H196V54L195 53H193V49L191 50V48L189 47V44H187L189 41H190V37H187L186 39H183L184 38V34H185V32H187V27L188 26H186L185 25V27H184V30L182 31V33L180 34V38L179 39H177L178 38V36H177V38H176V36H175V30H177V27L175 28ZM171 27V28H170ZM103 28H106L105 26L103 27ZM167 28V29H166ZM170 28V30L168 31V29ZM107 30L105 29V30H101L100 32L102 33V32H106ZM168 32V33H167ZM162 35L164 36V37H162ZM174 35V36H173ZM160 37H161V39H163V41L160 39ZM166 37H168V40H167V38ZM171 37H175V38H171ZM152 38H155V40L157 41V43H158V45H159V48L160 47H162V48H157L158 47V45H157V43L155 44L154 43V40H152ZM182 39V40H181ZM172 40V41H171ZM178 40V41H177ZM147 42V43H149V44H147V43H143V42ZM167 41V42H166ZM177 41V42H176ZM184 41H187V42H184ZM139 42V41H138ZM161 44H160V43ZM163 42V43H162ZM172 42V43H171ZM174 42H175V44H174ZM182 42H184V43H182ZM142 43V44H141ZM153 43H154V45H153ZM166 43H167V47H166ZM178 43V44H177ZM168 44H169V46H170V48H169V46H168ZM171 44V45H170ZM177 44V45H176ZM179 44H181V45H179ZM184 44V45H183ZM148 45V46H147ZM149 45H151V46H153L152 48H151V46H149ZM176 45V46H175ZM147 46V47H146ZM173 46V47H172ZM186 46V47H185ZM178 47H180V48H178ZM131 48V47H130ZM169 48V49H168ZM172 48V49H171ZM184 48V49H183ZM152 49H153V51H152ZM163 51H162V50ZM170 49H171V51H170ZM174 49V50H173ZM183 49V50H182ZM151 51V53H150V51ZM178 50V51H177ZM186 50V51H185ZM202 50V51H201ZM160 51V52H159ZM177 51V52H176ZM205 51V52H204ZM166 53L165 54V56H164V54H161V53ZM173 52V53H172ZM191 52H192V54H191ZM201 52V53H200ZM152 53H154V54H152ZM160 53V54H159ZM170 53V54H169ZM179 53V54H178ZM182 53V54H181ZM189 53V54H188ZM204 53V54H203ZM134 54V55H133ZM173 54V55H172ZM186 54V55H185ZM194 54V55H193ZM216 53H214L213 51H212V53L210 52V55H212V57L214 58L213 60L215 61L216 59H218V58H220V57H222L219 53L217 54V55H215ZM132 55V56H131ZM158 55H160L161 57H159ZM164 56V58H163V56ZM167 55H168V57L169 58H171L172 59V62L170 61V59L169 58H167ZM181 56L180 58H179V56ZM191 55H192V57H191ZM196 55V56H195ZM171 56V57H170ZM188 56V57H187ZM201 56V57H200ZM133 57H134V59H133ZM156 57V58H155ZM159 57V58H158ZM184 57V58H183ZM217 57V58H216ZM161 58V59H160ZM163 58V59H162ZM177 58H179V59H181V60H178ZM193 58V59H192ZM223 58V57H222ZM127 59V60H126ZM157 59H160V61H161V63H162V61L164 62V60H165V62H166V60L168 59V65L170 64V62L171 63H176V62H178V63H174L173 65L171 64V65H167V64H161L160 63V61L159 60H157ZM182 59H183V61H182ZM199 59V60H198ZM131 60H134L136 63H134V61H131ZM175 60H177V61H175ZM191 62H190V61ZM129 61H130V63H129ZM181 61V63H179ZM185 61H187L186 62V64L187 65H185ZM213 61V62H214ZM220 61V59L217 61H215L216 63L217 62H219ZM69 63H68V65H70V61H68ZM153 62H154V64H153ZM158 62V63H157ZM166 62V63H167ZM189 62V63H188ZM133 63V64H132ZM153 65H152V64ZM155 63H156V65H155ZM191 63V64H190ZM159 64V65H158ZM179 64V65H178ZM184 64V65H183ZM124 65V66H123ZM191 65H194V66H191ZM216 65V64H215ZM142 66V67H141ZM143 66H145L144 68H143ZM157 66H159V69H158V67ZM171 66V68L169 69V67ZM172 66H173V69H172ZM179 66V67H178ZM180 66H181V68H180ZM91 69H90V68ZM124 67V68H123ZM127 67H129V68H127ZM156 67H157V70H156ZM176 67V68H175ZM188 67V68H187ZM90 70H95L94 72L93 71H91L90 73L92 74V75H94V76H92V75H90L89 76V69ZM110 68H113L112 70L110 69ZM116 68V69H115ZM119 68H121L122 69V71H121V69H119ZM148 68V70L146 71V69ZM175 68V69H174ZM183 68H184V70H183ZM186 68H187V70H186ZM191 68V70H190V72H189V69ZM68 70H70L71 68H67ZM83 69V71H81ZM86 69V70H85ZM105 69H107L108 71H105ZM118 69V70H117ZM133 69V70H132ZM149 69H150V71H149ZM111 70V71H110ZM114 70H117V71H114ZM124 70V71H123ZM153 70V71H152ZM155 70V71H154ZM180 72H179V71ZM183 70V71H182ZM118 71H120V72H118ZM127 71V72H126ZM158 73H157V72ZM177 71V72H176ZM183 73H182V72ZM187 71V72H186ZM86 72V73H85ZM108 73L109 74V76H108V74H107V76H106V73ZM115 72V73H114ZM146 74H145V73ZM153 72H154V74H153ZM156 72V73H155ZM84 73V74H83ZM87 73H88V76H89V79H95V81H91V80H87V81H85L86 80V78L88 79V76H87ZM94 73V74H93ZM119 74L118 76L120 77L119 79H117V80H115V78H113V75H115V74ZM121 73L123 74V75H121ZM150 73H151V76H150ZM190 73H191V75H190ZM68 74H69V72H68ZM83 74V75H82ZM159 74V75H158ZM182 74V75H181ZM121 75V76H120ZM149 75V76H148ZM163 75V76H162ZM184 75V76H183ZM93 77V78H90V77ZM125 76V77H124ZM189 76H190V79H189ZM156 77H158V78H156ZM166 77V78H165ZM185 78V82H184V78ZM81 78V80H79V79ZM82 78H84V79H82ZM99 78V79H98ZM111 78V79H110ZM149 78V80H151L150 81V83H148V79ZM150 78H152V79H150ZM161 79V81H160V79ZM164 78V79H163ZM71 79L74 81V82H72L71 81ZM112 80L111 82H112V86L110 85L111 83H110V80ZM121 79V80H120ZM175 79V78H174ZM174 79H173V81H174ZM176 79H177V77H176ZM82 80H83V82H82ZM109 80V81H108ZM115 80V81H114ZM119 80V81H118ZM154 80V82H152ZM155 80H156V82H155ZM167 80V81H166ZM169 80V81H168ZM84 81L85 82H88L87 84L86 83H84ZM91 81V82H90ZM102 81H104L103 83H101ZM164 81V82H163ZM190 83H189V82ZM76 82V83H75ZM77 82H81V83H78V85H77ZM93 82H95V84L93 83ZM99 82H100V84L102 85L103 84V87L101 88L100 87V85H99ZM106 82H108V83H106ZM115 82V83H114ZM118 82V83H117ZM120 82V83H119ZM175 82V81H174ZM188 84H187V83ZM110 83V84H109ZM114 83V84H113ZM121 83H123V84H121ZM133 83H135L134 85H133ZM147 83V84H146ZM154 83H155V85H154ZM156 83H157V86H156ZM172 83V82H171ZM65 84V85H64ZM74 84H76V85H74ZM96 84H97V86H96ZM105 84H107V85H105ZM109 84V85H108ZM118 84V85H117ZM130 84V88L128 87V85ZM59 85V86H58ZM61 85V86H60ZM72 85V86H71ZM74 85V86H73ZM91 85H93L92 87H94V88H91L90 86ZM121 85H123V86H121ZM137 85V86H136ZM150 85H152V86H150ZM66 88H65V87ZM68 86H70L69 88H68ZM76 86V87H75ZM79 86H81V87H79ZM105 86H111V88H112V90L111 89H109V88H107L106 87V89L104 88ZM115 86H116V88H115ZM119 86H120V88H121V91L120 90H118V89H120L119 88ZM126 86V87H125ZM133 86H134V88H133ZM191 86V85H190ZM73 87H75V88H73ZM80 89H79V88ZM87 87H89V88H87ZM97 87L99 88H101L102 89V91H101V89L99 88L98 90H97ZM123 87V88H122ZM151 87H153L155 90H153V88H151ZM64 88V89H63ZM71 88V89H70ZM73 88V89H72ZM77 88V89H76ZM96 88V89H95ZM104 88V89H103ZM118 88V89H117ZM128 88H129V90H128ZM157 88V89H156ZM68 89H69V91H68ZM84 89V90H83ZM91 89V90H90ZM107 89H109L110 90V92L107 94ZM122 89L123 90H125V92L124 91H122ZM135 89V90H134ZM151 89V90H150ZM63 90H66L65 92L63 91ZM88 90V91H87ZM95 90H97V91H95ZM115 90V91H114ZM133 90H134V92H133ZM209 90V89H208ZM77 91V92H76ZM112 91V92H111ZM121 92L120 94H122V96H120L119 94H116V92L117 93H119V92ZM148 91V92H147ZM152 91V92H151ZM207 91V90H206ZM245 89H244V94H245ZM67 92H69L68 94H70L71 95V99H70V96L69 95H67ZM76 92V93H75ZM81 92V93H80ZM90 92H94V93H90ZM102 92V93H101ZM115 93V95H114V93ZM73 93V94H72ZM87 93V94H86ZM99 93H100V95H99ZM177 93L180 95V96H178L177 95ZM85 94V95H84ZM93 95V97L91 96V95ZM108 95V97H107V99L109 98V100H107L106 99V96ZM155 94V95H154ZM169 94V95H168ZM176 94V95H175ZM243 94V95H244ZM73 95V96H72ZM75 95V96H74ZM98 96L97 98H96V96ZM103 95H105V96H103ZM109 95H111V96H113V97H111V96H109ZM157 95H158V97H159V99H155V97L156 98H158L157 97ZM66 96V97H65ZM78 98H77V97ZM83 96V97H82ZM102 96V97H101ZM118 96V97H117ZM67 97H69V98H67ZM74 97H75V99H74ZM100 97V98H99ZM103 97L105 98V99H103ZM112 98V100H111V98ZM114 97H115V99H114ZM118 99H117V98ZM151 97V98H150ZM152 97H153V99H152ZM167 97V98H166ZM208 97V98H207ZM126 98V99H125ZM170 98V99H169ZM66 99V100H65ZM93 99V100H92ZM100 99H102V100H100ZM121 99V100H120ZM151 99V102H149V100ZM154 99H155V101H154ZM164 99V100H163ZM169 99V100H168ZM69 100V101H68ZM75 102H74V101ZM77 100V101H76ZM111 100V101H110ZM167 100L169 101V102H167ZM181 100V99H180ZM85 101V102H84ZM88 101V102H87ZM95 101V102H94ZM101 101V102H100ZM107 101H109L108 103H107ZM117 101V102H116ZM161 101V102H160ZM164 101V102H163ZM166 101V102H165ZM73 102V103H72ZM82 102V103H81ZM125 102V103H124ZM163 102V103H162ZM76 103V104H75ZM91 103V104H90ZM99 103V104H98ZM102 103V104H101ZM105 104V107H104V104ZM107 103V104H106ZM112 103V104H111ZM172 105H171V104ZM178 103V104H177ZM80 104V105H79ZM164 104V105H163ZM72 105V106H71ZM74 105H75V109H74ZM87 107H86V106ZM90 105H91V107H90ZM95 105V106H94ZM99 105V106H98ZM103 105V106H102ZM62 106H64V107H62ZM68 106V107H67ZM78 106V107H77ZM94 106V107H93ZM106 106H107V111H106ZM110 106V107H109ZM147 106V107H146ZM161 106H163V107H161ZM82 107V108H81ZM86 108V110L85 111H83L84 110V108ZM161 107V108H160ZM56 108H57V110H56ZM65 108V109H64ZM77 108H79V109H77ZM81 108V109H80ZM89 108V109H88ZM105 108V109H104ZM109 108V109H108ZM204 108V109H203ZM53 109H55V111L52 110ZM61 109V110H60ZM69 109V110H68ZM93 111H91V110ZM165 109V110H164ZM63 110V111H62ZM66 110V111H65ZM67 110H68V112H67ZM80 110H81V112H80ZM101 110V111H100ZM109 110V111H108ZM204 110V111H203ZM216 110V109H215ZM56 111H58V113H56ZM60 111V112H59ZM64 111L66 112V113H64ZM79 113H78V112ZM88 111V112H87ZM103 111V112H102ZM106 111V112H105ZM111 111V112H110ZM162 111V112H161ZM53 112V113H52ZM70 112V113H69ZM71 112L73 113L72 115H71ZM95 112V114L93 115V113ZM80 113L81 114H84V115H81V116H79L80 115ZM85 113H90V114H86L85 115ZM105 113V114H104ZM108 113H109V115H108ZM196 113V114H195ZM61 114H63L62 116H60ZM68 116H67V115ZM76 114V115H75ZM89 115H91L90 117H89ZM183 115V116H182ZM194 115V116H193ZM96 116V117H95ZM112 116V117H111ZM64 119H69V120H63V118ZM73 117V118H72ZM75 117L78 119L79 117V119H78V121H79V123H78V121H76L77 119H75ZM88 117V118H87ZM180 117V118H179ZM182 117V118H181ZM109 118H118L117 120H120L121 118V122H122V124L124 125L125 123H126V121H127V123L123 126V129L121 130L120 129V132H118V133H116L115 131H114V129H111V126L110 125H108V123H107V121L109 120ZM201 118L203 119L202 120V123L201 124H199V122L201 121ZM62 119V120H61ZM70 119H72L71 121H70ZM75 119V120H74ZM80 119H83L82 121L80 120ZM87 119V120H86ZM91 119V120H90ZM95 119V120H94ZM107 119V120H106ZM180 119V120H179ZM58 120V121H57ZM61 120V123L59 122ZM85 120V121H84ZM93 120V121H92ZM180 122H179V121ZM63 121V122H62ZM68 121H70V122H68ZM84 121V122H83ZM87 121V122H86ZM178 121V122H177ZM182 121V122H181ZM240 121V120H239ZM74 122H75V126H71L72 124L74 125ZM94 122V123H93ZM160 122V123H159ZM66 123H68V124H66ZM70 123V124H69ZM83 123H85V124H83ZM101 123V124H100ZM78 124V125H77ZM80 124H83V125H80ZM88 124H90V126L92 125V126H94V127H90ZM130 124V125H129ZM177 124H178V127H177ZM64 125V126H63ZM77 125V126H76ZM96 125V126H95ZM198 125V126H197ZM200 125H203V126H201V134H199V135H201V136H195V133H194V131H195V129L197 128V127H200ZM83 126H85V128H83ZM87 126V127H86ZM99 126H100V128H99ZM124 127H126V128H128L129 130H130V128H131V130H133V131H129L130 132V135H129V132L127 131V129L125 128V131H123L124 130ZM203 127V128H202ZM217 127H218V130H216L217 129ZM73 128V129H72ZM81 128V129H80ZM89 128V129H88ZM93 128H95V129H93ZM102 128V129H101ZM104 128V129H103ZM162 128V129H161ZM178 128V129H177ZM182 128V129H181ZM101 129V130H100ZM106 129V130H105ZM172 129H174L175 130V132H176V134H174L171 130ZM71 130V131H70ZM87 130V131H86ZM90 130V131H89ZM94 130H96L95 132H94ZM112 130H113V132H112ZM161 130V135H160V139H159V142H158V145L153 149V150H150V147L152 146V142H153V140H154V135H158L159 134V131ZM173 130V131H174ZM177 130V131H176ZM199 130V129H198ZM101 131V132H100ZM158 131V132H157ZM66 132H67V134H66ZM73 132V133H72ZM80 132H78L79 134H80ZM98 132V133H97ZM103 132V133H102ZM115 132V133H114ZM122 132H124V133H122ZM128 132V135H125V133H127ZM168 132H169V134L171 135V134H174L175 136H177L178 137V135H179V137H182L184 140H183V144L181 143L180 145H181V147H179V152H178V154H176L177 156H175V158L174 159H172V158H170L169 156L170 155H166L167 157H165V158H162V159H160L161 157L160 156H163V151L162 150H160V148H161V145H162V142H164L167 138H170V135L168 134ZM219 132V133H218ZM72 133V134H71ZM78 133H76L77 134V136L79 137V134ZM105 133V134H104ZM108 133H110V134H108ZM113 133V134H112ZM193 133H194V135H193ZM66 134V136H64ZM95 134H98V135H95ZM112 134V135H111ZM120 134V135H119ZM167 134L169 135V136H167ZM178 134V135H177ZM88 135H89V137H90V140H89V137H88ZM91 135V136H90ZM107 135H109V136H107ZM122 135V136H121ZM92 136H93V138H92ZM96 136V137H95ZM110 136H112V137H110ZM116 136H117V138H116ZM150 136V137H149ZM166 136V137H165ZM175 136H173L174 138H175ZM197 138V137H199V141L196 139L195 140V137ZM85 137H87L88 139H86V140H88V141H86L85 140ZM104 138V140L102 139V138ZM106 137V138H105ZM110 137V138H109ZM114 137V139H112ZM122 137H123V139H122ZM125 137H127V138H129V137H131V138H129V139H132V140H129V139H127V138H125ZM133 137V138H132ZM135 137V138H134ZM95 138V139H94ZM118 138H119V140H118ZM173 138V139H174ZM227 138H229V137H227ZM231 138V137H230ZM60 138H58V140L57 141H59V140H61ZM80 139H83V142L85 143L84 145H83V142H82V140H80ZM93 139V140H92ZM100 139V140H99ZM106 139V140H105ZM125 139V140H124ZM164 139V140H163ZM173 139H172V135H171V140L173 141ZM63 140H61V141H59L60 143H63L64 141ZM113 142H112V141ZM124 142H123V141ZM134 140V141H133ZM175 140V139H174ZM223 140V139H222ZM90 141V143L92 142H94L93 144L91 143V147H90V145H89V142ZM95 141H96V143H95ZM98 141V142H97ZM109 141V142H108ZM128 141V142H127ZM195 141H197V143L195 142ZM66 142V141H65ZM105 143V144H98V143ZM112 142V143H111ZM125 142H127L126 144H125ZM174 142V141H173ZM213 142V143H212ZM81 143H82V145H81ZM107 143V144H106ZM195 143H196V147H195ZM55 144H56V142H55ZM66 144V145H67ZM96 144V145H95ZM118 144V145H117ZM125 144V145H124ZM161 144V145H160ZM164 144V143H163ZM69 145V146H70ZM96 147L97 145H99V146H101V147H96V148H94L93 149V147L94 146ZM112 145V146H111ZM114 145H115V147H114ZM122 147H121V146ZM124 145V146H123ZM87 146H89L91 149H86V147ZM97 148H100V149H102V150H97ZM113 148V149H112ZM116 148V149H115ZM135 148H137V150L138 151H143L144 152V150H145V153L147 152V158H145V161H144V163H142V164H140V165H138V168H135V169H133L132 171H130L129 173H127L128 171L127 170H125V168H123V167H125L124 165H127V164H125V163H127L126 162V160H123V159H125L126 157H123V156H125L126 154H128L132 159H134L135 157H134V149ZM195 148V149H194ZM94 150V152H93V150ZM108 149V150H107ZM112 149V150H111ZM120 149V150H119ZM107 150V151H106ZM115 150H116V152H115ZM119 152H118V151ZM109 151V152H108ZM154 151V152H153ZM78 152V151H77ZM97 152V153H96ZM102 152H104V153H102ZM153 154H152V153ZM162 152V153H161ZM193 152V153H192ZM88 155H87V154ZM94 153V154H93ZM102 156V158H100V159H98L97 158V156L98 157H100V155ZM115 153V154H114ZM120 153H122V154H120ZM125 153V154H124ZM192 153V154H191ZM212 153V154H211ZM117 154V155H116ZM201 154V155H200ZM91 155V156H90ZM93 155V156H92ZM104 155V156H103ZM109 155V156H108ZM113 155H115V156H113ZM120 155V156H119ZM154 155V156H153ZM116 156H118V157H116ZM90 157V158H89ZM114 158V159H110V158ZM160 157V158H159ZM169 157V158H168ZM128 158V157H127ZM87 159V160H86ZM96 159V160H95ZM157 159V160H156ZM172 159V160H171ZM89 160V161H88ZM94 160V161H93ZM119 160H121V161H119ZM160 160V161H159ZM163 160V161H162ZM96 161V162H95ZM100 161V162H99ZM166 161V162H165ZM168 161L169 162H173V164H172V162L169 164L168 163ZM124 162V163H123ZM77 163V162H76ZM91 163V164H90ZM93 163V164H92ZM88 164H90V165H95V164H98V165H96V166H94L95 167V169H96V172H95V169H93L94 167H92V166H88ZM104 164V165H103ZM123 164V165H122ZM104 166L105 168H102L103 170H101V171H99L100 170V168H101V166ZM107 165V166H106ZM168 165V166H167ZM169 165H171V166H169ZM71 167V168H70ZM91 168L90 170L88 169V168ZM122 167V168H121ZM171 167V168H170ZM202 167H203V165H202ZM119 168V169H118ZM73 169V170H72ZM105 169V170H104ZM113 169V170H112ZM171 169V170H170ZM69 170H70V172L72 171V173H70L69 172ZM107 170V171H106ZM135 170V171H134ZM61 171H63V172H61ZM103 171V172H102ZM123 171V172H122ZM186 171L188 172V176L187 175H184L185 173H186ZM80 172H81V174H82V172H83V176L82 175H80ZM92 172V173H91ZM98 172V174H95V173H97ZM101 172H102V174H101ZM107 172H109L108 174H107ZM199 172V173H198ZM94 173V174H93ZM104 173V174H103ZM120 173V174H119ZM125 173V174H124ZM126 173L128 174L127 176H126ZM71 174H73V176L71 175ZM113 174V175H112ZM210 174V173H209ZM66 175H67V177H66ZM71 175V176H70ZM79 175V176H78ZM85 175H89V176H85ZM200 175V176H199ZM202 175V176H201ZM76 176H78L77 178H76ZM98 176H100V177H98ZM113 176V177H112ZM60 179H59V178ZM66 179H65V178ZM74 177V178H73ZM98 177V178H97ZM202 177H204V178H202ZM88 178V179H87ZM114 178H117L116 180L114 179ZM127 178V179H126ZM130 178V179H129ZM201 178L203 179V180H201ZM76 181H75V180ZM78 179V180H77ZM79 179H80V181H79ZM113 179V180H112ZM64 180H66V182H63ZM94 180V181H95ZM118 180V181H117ZM122 180H124V181H122ZM79 181V182H78ZM111 181V182H110ZM114 181H115V185L113 184L114 183ZM214 181V180H213ZM62 182H63V184H62ZM75 182V183H74ZM105 182V183H106ZM120 182V183H119ZM126 183L125 185H127V186H129L130 187V194L131 195H133V197H136V198H134L135 200H131L132 198H131V196L130 195H127L125 198H123V199H121V197H120V199L122 200V202H121V200L119 199V197H117V198H115L116 196H117V194L119 195V190H120V187L119 186H121V184L122 183ZM61 183V184H60ZM65 183V184H64ZM88 183H89V181H88ZM87 183V184H88ZM119 183V184H118ZM119 186H118V185ZM72 185H74L73 186V188H71L72 187ZM77 185V186H76ZM115 186V189H117L116 191H115V189H114V186ZM76 186V187H75ZM85 186H87L86 184H85ZM68 187V188H67ZM117 187V188H116ZM141 187H143L142 189L143 190H141ZM145 187V188H144ZM162 187V188H161ZM168 187V188H167ZM174 187V188H173ZM138 188V189H137ZM68 189H70V190H68ZM75 189V190H74ZM149 189V190H148ZM161 189V190H160ZM63 190V191H62ZM72 190V191H71ZM176 190V191H175ZM112 191V192H111ZM115 191V192H114ZM147 191V192H146ZM153 191V192H152ZM155 191V192H154ZM197 191H201V192H203L201 195L200 194H197ZM65 192V193H64ZM73 194H72V193ZM164 192V193H163ZM110 193L112 194V193H114L113 194V199H111V195H110ZM140 193V194H139ZM152 194V193H157V194H153V196L152 195H148V194ZM169 194V196L168 195H166V194ZM72 194V195H71ZM109 194V195H108ZM115 194H116V196H115ZM136 194V195H135ZM178 194V195H177ZM210 194V193H209ZM107 196H109V197H107ZM115 196V197H114ZM130 196V197H129ZM167 196V197H166ZM105 197H107V198H105ZM111 199V200H108V199ZM138 198V199H137ZM128 199H130V200H128ZM107 200V201H106ZM131 201L130 203L128 202V201ZM198 200H201V202H199ZM107 202V203H105V202ZM113 201V202H112ZM121 203H120V202ZM32 202V203H31ZM87 202H89L90 204H86ZM112 202V203H111ZM118 202H119V204H118ZM125 202V203H124ZM132 202H133V204H132ZM136 204H135V203ZM168 202V203H167ZM176 202H177V204H176ZM59 203H61L59 206H58V204ZM82 203V204H81ZM96 203V204H95ZM104 203V204H103ZM113 203H115L117 206H118V208H116L117 206H115V204H113ZM27 204V205H26ZM80 204V205H79ZM95 204V205H94ZM102 204V205H101ZM138 205V206H135V205ZM153 204V205H152ZM162 204H164L163 206H162ZM89 207H88V206ZM100 205V206H99ZM106 205L108 206V207H106ZM113 207H112V206ZM123 205L124 206V208H123V206L121 207V206ZM128 205V206H127ZM199 205V206H198ZM200 205H202V206H204V207H202V210H200L201 208H200ZM216 205V206H215ZM61 206H63V207H61ZM74 206V207H75ZM85 207V208H87V209H85L84 208V210L83 209H81L82 207ZM87 206V207H86ZM111 206V207H110ZM133 206V207H132ZM176 206V207H175ZM36 207V208H35ZM57 207V208H56ZM69 207V208H68ZM80 207V208H79ZM95 207V208H94ZM100 207H102L101 209L102 210H99L98 208H100ZM120 207H121V209L122 210H124V209H126V210H124V211H120L121 209H120ZM130 208V210H129V208ZM165 207V208H164ZM196 207V208H195ZM37 210L38 208H39V210H42V213L40 212H38V210L36 211V212H38L39 214H36V212H35V209ZM60 208V209H59ZM66 208V212L64 211V209ZM111 208H113V209H111ZM169 209V211H168V213H167V215L168 216H166V217H164L163 215H164V213L162 212L164 209ZM211 208H213V210H216V211H211L210 209ZM215 208V209H214ZM217 208V209H216ZM223 208V209H222ZM234 208V209H233ZM34 209V210H33ZM61 209H63L62 211H61ZM81 210V213H83V214H81V213H79L80 212V210ZM97 209V210H96ZM255 209H257V208H255ZM20 210V211H21ZM67 210H68V212H67ZM71 210V211H70ZM72 210H73V212H72ZM84 212H83V211ZM95 210L96 211H99V212H95ZM105 210V211H104ZM257 210H259V211H261L262 213H264V210H262V209H257ZM24 211H25V213H24ZM35 213V215H34V213ZM59 211V212H58ZM61 211V212H60ZM63 211H64V213L65 214H67L66 215V217L64 216L65 214L63 213ZM69 211H70V213H69ZM86 211H87V213L88 214H86ZM94 213H93V212ZM110 211H111V214H110ZM121 213H120V212ZM202 211V212H201ZM27 212V213H26ZM30 212H31V214L32 215H30ZM62 213V216H61V218H60V216H58L59 214L58 213ZM90 212V213H89ZM115 212V213H114ZM119 212V213H118ZM213 212V213H212ZM19 213H21V212H19ZM46 213V214H45ZM93 213V215H91ZM124 213V214H123ZM135 213H137V214H135ZM217 213V214H216ZM29 214V217L27 216ZM64 214V215H63ZM80 216H79V215ZM87 216H86V215ZM90 214V215H89ZM94 214L96 215V216H94ZM101 214H102V216H101ZM109 215V216H107V215ZM22 215V216H21ZM35 217H34V216ZM37 215L38 216H40L38 219H35V220H33L32 221V219L33 218H37ZM68 215H72V220L73 221H69L70 219L67 217ZM75 215V216H74ZM86 217H84V216ZM115 215V216H114ZM139 215V216H138ZM57 216V217H56ZM83 216V217H82ZM89 216H90V218H89ZM95 217V219H93V217ZM111 216V217H110ZM114 216V217H113ZM136 216V217H135ZM30 217H32L31 219H30ZM45 217V218H44ZM105 217V218H104ZM109 217V218H108ZM129 217V218H128ZM170 217V218H169ZM61 219V222L58 220V219ZM63 218V219H62ZM65 218V219H64ZM68 220H67V219ZM75 218H76V220H75ZM91 218L93 219V220H91ZM141 218V219H140ZM29 219L31 220V221H29ZM87 219H89L88 221H87ZM115 219V220H114ZM124 219V220H123ZM132 219V220H131ZM169 219V221H167V220ZM37 220V221H36ZM43 222L42 224L40 223L41 221ZM74 220L77 222H74ZM82 220V221H81ZM83 220H85V221H83ZM128 220V221H127ZM36 221V222H35ZM67 221L70 223H72V222H74V224L72 223H70L71 224V226H70V224L69 223H67ZM81 221V222H80ZM107 221V222H106ZM136 221H139V222H136ZM149 221V222H148ZM29 222V223H28ZM37 222H38V224H37ZM58 222H60V223H58ZM85 222H86V224H85ZM90 223V225H89V223ZM124 222V223H123ZM144 222H146V223H144ZM170 222V223H169ZM57 223V224H56ZM61 223H63V225L61 224ZM80 223V224H79ZM131 223V224H130ZM134 224V226H133V224ZM30 224H31V226L32 227H30ZM34 224V225H33ZM61 224V225H60ZM65 224H69V227H68V225H65ZM77 226H76V225ZM80 226H79V225ZM83 224V225H82ZM87 225L86 227H85V225ZM95 224V225H94ZM143 224V225H142ZM152 224V225H151ZM165 224V225H164ZM56 225V226H55ZM92 225V226H91ZM94 225V226H93ZM100 225V226H99ZM109 225V226H108ZM113 225V226H112ZM122 225V226H121ZM128 225V226H127ZM131 225V226H130ZM168 225V226H167ZM25 226H26V228H25ZM73 226H75L74 228H73ZM82 226V227H81ZM84 226V227H83ZM88 226H90V227H88ZM97 226V227H96ZM113 228H112V227ZM145 226H147V228L145 227ZM152 226V227H151ZM27 227L30 229V231H29V229H27ZM37 227H41V228H37ZM43 227V228H42ZM55 227V228H54ZM59 227V228H58ZM63 229H62V228ZM72 229H71V228ZM93 227V228H92ZM102 227H105L103 230H105V233H103V232H101V231H103V230H101V228ZM117 227H121L122 228V231H121V228H117ZM134 227V228H133ZM139 227V228H138ZM145 227V228H144ZM155 227H156V229H155ZM32 228L33 229H37V230H35L36 232L38 231V230H40L41 232H37V236H39V238L41 239V237H42V235H44V236H47L46 237V239H45V237L43 236L42 238L43 239H45V241L47 242H51V246L50 245H48V246H50V248L47 246V249L45 248V251H46V253L48 252V254H37V253H35L33 250L31 251V248L28 246V245H31L30 243H36V240L39 242V238H37V237H35L36 236V232L34 231V230H32ZM44 228H45V230H44ZM71 230H70V229ZM78 228V229H77ZM112 228V231L110 230V229ZM125 228H127V229H125ZM144 228V229H143ZM158 228H160V229H158ZM41 229H43L45 232H44V234H42V230ZM58 231H57V230ZM59 229H61V230H59ZM65 229H67L66 231H65ZM77 229V230H76ZM86 229H87V231H86ZM124 229H125V231H128V232H125L124 231ZM146 229V230H145ZM70 230V233L68 232ZM75 230V231H74ZM109 230L111 231V232H113V231H115V232H113V233H111V232H109ZM117 230H119V231H117ZM132 230V231H131ZM149 230V231H148ZM154 230V231H153ZM30 233H29V232ZM62 231L65 233V235H67V236H62V235H64L63 233H62ZM74 231V232H73ZM88 231H89V233H88ZM106 231H108V232H106ZM162 232L161 234H160V232ZM0 235L1 234H3L4 233V231H3V224H1L0 223ZM27 232V233H26ZM59 232H61V233H59ZM81 232V233H80ZM84 232V233H83ZM86 232V233H85ZM97 232H100V233H97ZM123 232V233H122ZM39 233H41L40 235H39ZM69 233V234H68ZM72 233V234H71ZM103 233V234H102ZM121 233V235H117V234H120ZM125 233V234H124ZM128 233V234H127ZM153 233V234H152ZM23 234H26L27 236H25V237H23L22 235ZM52 234H53V236H52ZM61 236H60V235ZM88 234V235H87ZM94 234H97V236L96 235H94ZM99 234V235H98ZM102 234V235H101ZM122 234H124V236H122ZM132 236H131V235ZM160 234V235H159ZM4 235V234H3ZM56 235H58V236H56ZM73 235H77V236H80V238L78 239V237L77 236H73ZM82 235H84V236H82ZM90 235V236H89ZM101 235V236H100ZM106 236V238H104V236ZM117 236L116 238H114L115 239V241H114V239H113V236ZM129 235H130V237H129ZM134 235V236H133ZM140 235H142L141 237H140ZM29 236H30V238H29ZM89 236V237H88ZM99 236V237H98ZM110 236L112 237V242H110V240H111V238H110ZM124 237V238H121V237ZM136 236V237H135ZM138 236V237H137ZM152 236V237H151ZM52 237L55 239V241H59L60 239L62 240V242L65 240V242H63V244L61 243V244H58V242H56L55 243V241L52 239ZM61 237V238H60ZM75 237H77L76 239H77V241L75 240ZM127 237V238H126ZM135 237V238H134ZM145 237L146 238H148V241H147V239H145ZM25 238V239H24ZM48 238V239H47ZM57 238H60V239H57ZM64 238H66V239H64ZM110 238V239H109ZM131 238H134V239H131ZM164 238V239H163ZM74 239V240H73ZM88 239V240H87ZM94 239H96V240H94ZM137 239V240H136ZM142 239V240H141ZM144 239V240H143ZM157 239V240H156ZM27 240H31V241H28L27 242ZM34 240H35V242H34ZM84 240V241H83ZM103 240V241H102ZM104 240H105V242H104ZM118 240L119 241H121V242H118ZM136 240V241H135ZM25 241H26V243H29V244H26L28 247L26 248V245H25ZM53 241H54V243H55V245H53ZM72 241H73V244H72ZM80 241V242H79ZM89 241V242H88ZM102 241V242H101ZM108 241L110 242V244H108ZM124 241V242H123ZM132 241V242H131ZM136 242L137 244H138V242L137 241H139V242H141V244L140 245H137L136 243V245L135 246H132L131 244L133 243L134 244V242ZM143 241V242H142ZM147 241V242H146ZM47 242V243H48ZM71 243V244H69V243ZM82 242V243H81ZM86 242V243H85ZM93 242V243H92ZM114 242V243H113ZM120 243L121 245L123 244V245H129V246H131V247H127V249H128V251L127 252H122V251H126L125 250V248H124V250H121V252H119L120 251V248L121 247H124V246H119L118 244H116V245H114L115 243ZM48 243V244H49ZM65 243H67V244H65ZM77 243V244H76ZM81 243V244H80ZM98 245V247H97V245ZM103 243H105V244H103ZM128 243V244H127ZM143 243H145V244H143ZM11 244V245H10ZM17 244V245H16ZM57 244V245H56ZM67 246H65V245ZM75 244H76V246L78 247H76L75 246ZM86 244H88V245H86ZM95 244V245H94ZM112 244V246H110ZM152 244V245H151ZM164 244V245H163ZM14 247H13V246ZM24 245V246H23ZM65 246V247H63L62 249H61V247L62 246ZM70 245V246H69ZM79 245H81V246H79ZM102 245V246H101ZM110 246V247H106V246ZM149 245V246H148ZM45 246V247H46ZM55 246H56V248H55ZM58 246H60V247H58ZM75 246V247H74ZM83 246H85V247H83ZM93 246V247H92ZM103 246H105L104 248H103ZM117 246V248L115 249V247ZM140 246V247H139ZM153 246V247H152ZM54 247V248H53ZM69 247V248H68ZM113 247V248H112ZM139 247V248H138ZM146 247H147V249H146ZM9 248V247H8ZM18 248V249H17ZM29 248V249H28ZM72 248V249H71ZM82 248H83V250H82ZM86 248V249H85ZM98 250H97V249ZM101 248V249H100ZM109 248V250H107ZM110 248L112 249V252H111V250H110ZM156 250H155V249ZM162 250H161V249ZM15 249V250H14ZM29 251H28V250ZM48 249L50 250V251H48ZM61 249V250H60ZM63 249H65V250H63ZM69 249H70V251H69ZM81 251H80V250ZM89 249H91V250H89ZM93 249V250H92ZM97 251H96V250ZM138 249V250H137ZM23 250V251H22ZM24 250H26V251H24ZM78 250H79V252H78ZM88 250V251H87ZM102 250V251H101ZM103 250H105V251H103ZM119 252V253H122V254H120L119 255V253L117 252V251ZM129 250H130V252H129ZM143 250V251H142ZM153 250V251H152ZM28 251V252H27ZM58 251V252H57ZM60 251H62L61 253L62 254H60V255H62L61 257H58L59 256V252ZM72 251V252H71ZM110 251V252H109ZM155 251V252H154ZM159 251V252H158ZM21 252V253H20ZM25 252V253H24ZM32 252V253H31ZM57 252V253H56ZM69 252H71V253H69ZM74 252H76L75 253V255H74ZM81 252H83V253H81ZM87 254H86V253ZM98 252V253H97ZM100 252H101V254H100ZM107 252V253H106ZM129 252V253H128ZM140 252H141V254H140ZM158 252V253H157ZM14 253H16V254H14ZM23 253V254H22ZM29 253V254H28ZM55 253V254H54ZM67 253V254H66ZM79 253V254H78ZM94 253V254H93ZM100 254V256L102 257H99V255H97V254ZM104 253H106V254H104ZM28 254V255H27ZM33 254L34 255V257H33V255L31 256V255ZM37 254V255H36ZM63 254H65V256L63 255ZM114 254V255H113ZM116 254V255H115ZM134 254V255H133ZM188 254V255H187ZM16 255V256H15ZM22 255V256H21ZM27 255V256H26ZM32 257H30V256ZM53 255H54V257H53ZM119 255V256H118ZM143 255V256H142ZM160 255V256H159ZM188 256V257H186V256ZM24 256V258H22ZM39 256V257H38ZM42 256H43V259H42ZM50 256V258H48ZM57 256V257H56ZM70 256V257H69ZM81 257L82 256V258H80V261L78 260L79 258H77V257ZM85 256V257H84ZM106 257L105 258V260H104V257ZM185 256V257H184ZM26 257H27V259H26ZM30 257V258H29ZM36 257V258H35ZM66 257V258H65ZM84 257V258H83ZM99 257V258H98ZM110 257V258H109ZM122 257V258H121ZM133 257H132V259H133ZM146 257V258H145ZM39 259V260H41L40 262H39V260H36V259ZM46 258H48V260H50L51 258H52V260H53V258H54V260H53V262H52V260H50V261H48ZM88 258V259H87ZM90 258V259H89ZM107 258H109V259H114V262L113 261H111V260H108ZM116 258V259H115ZM123 258H125V259H123ZM144 258V259H143ZM29 259V260H28ZM35 259V260H34ZM68 259V260H67ZM70 259H74L73 261L72 260H70ZM93 259H95V260H93ZM103 259V260H102ZM126 259H128L129 261L128 262H126L127 260ZM151 259H153L152 261H151ZM19 260V261H18ZM77 260V262H75V263H73L74 261H76ZM98 260H100V262L98 261ZM184 260V261H183ZM28 261V262H27ZM44 261V262H43ZM79 261V262H78ZM171 261V262H170ZM186 261V262H185ZM191 261V262H190ZM18 262V263H17ZM23 262V263H22ZM92 262V263H91ZM97 262V263H96ZM163 262V263H162ZM195 262V263H194ZM56 263L58 264L59 262L58 261H56ZM108 264V263H107Z\"/></svg>",
	"mask_w": 264,
	"mask_h": 264
},
{
	"label": "water",
	"instance_id": "obj_3",
	"mask_svg": "<svg viewBox=\"0 0 264 264\" xmlns=\"http://www.w3.org/2000/svg\"><path fill=\"white\" fill-rule=\"evenodd\" d=\"M237 117L222 120L210 151L235 132ZM213 172L208 195L216 193L217 201L264 210V13L242 124L218 156Z\"/></svg>",
	"mask_w": 264,
	"mask_h": 264
},
{
	"label": "built area",
	"instance_id": "obj_4",
	"mask_svg": "<svg viewBox=\"0 0 264 264\" xmlns=\"http://www.w3.org/2000/svg\"><path fill=\"white\" fill-rule=\"evenodd\" d=\"M210 260L201 264H264V213L233 210L220 218Z\"/></svg>",
	"mask_w": 264,
	"mask_h": 264
}]
</instances>
